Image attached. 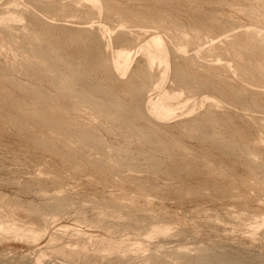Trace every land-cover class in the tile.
<instances>
[{
  "label": "rangeland",
  "instance_id": "rangeland-1",
  "mask_svg": "<svg viewBox=\"0 0 264 264\" xmlns=\"http://www.w3.org/2000/svg\"><path fill=\"white\" fill-rule=\"evenodd\" d=\"M39 1H41L43 4L39 3ZM48 1H49V3H48ZM174 1L173 0H112V1L111 0H109V1L108 0H94V1H91V0L90 1L89 0H17V1L16 0H12V1L11 0H0V20H1L0 21V42H1L0 53H2V54H0V78H1L0 84L2 83V87H0V89H1L0 92L2 91L0 93V116L3 117L5 115L6 116L9 115L8 117H6V116L3 118L0 117L1 118L0 126L2 127V129L0 127V131H1L0 132V215H1L0 217H1V220H3L4 222L6 221L7 225H10L9 223H11L12 227L16 226L19 228V230L20 229L21 230H24V229L25 230H27V229L33 230L30 228H34L33 231L36 232V235L34 233L35 236H33L34 240L31 239L32 237H29V239L27 237L24 238V237H20V236L19 237L18 236L13 237L14 235L12 234L11 229H9L10 231H8L7 233L5 232L6 235L2 234L0 236V264H103V263L104 264H123V263L127 264V261L131 262L129 264H150V263L151 264H160V263L161 264H163V263L164 264H171V263L172 264H186V263L195 264V262H196V264H206V263L209 264L207 262V260H211V259H213V257H214L213 260H220V261L222 260L224 262L226 260L238 259L241 262H244L247 264H264V219H262V218H264L263 217L264 216V212H263L264 211V154H263L264 153V90H263L264 89V83H263L264 82V78H263L264 74L262 75V73H264V72H262V71H264L263 67H262L264 65V56L262 57V54L264 52H261L264 50H261L260 51L261 53L256 51V49H258L259 46L261 49L262 48L264 49V13L261 15V13L264 12V0H228V1L225 0L226 3H224V0H208V1L207 0H176L177 2L176 1L174 2ZM13 2H14V4H13ZM82 2L85 4L83 5ZM97 2H98V4H97ZM51 3H53V4H51ZM11 4L13 5V7ZM121 4L124 5L125 9L123 8V6ZM2 5H4V6H2ZM54 5H57V6H54ZM93 5H95V6L93 7ZM119 5L121 6V8H119L120 7ZM88 6H90V7H88ZM8 7H9V9H6ZM45 7H46V10H45ZM190 7H192V8H190ZM245 7H247L248 10ZM249 7H250V9H249ZM56 8H57V10H56ZM91 8H92V11H91ZM4 9H6V10H4ZM18 9H19V11L17 12ZM28 9H29V12H27ZM226 9H228V10H226ZM225 10H226V12H225ZM256 11L259 14H257ZM8 12H10L8 15L15 17V18L13 17L14 20H12L13 18L11 17V20H9V21L8 20L2 21L1 18L9 17L7 14H4V13H8ZM76 12H77V14H75ZM128 12L132 13L133 15L129 14ZM239 12L241 13V15ZM87 13H90V14L87 15ZM92 14H93V16H92ZM158 14H160L162 16L159 17L160 15H158ZM166 14L168 17L167 16L164 17ZM168 14H170V15H168ZM236 14H237V16H236ZM249 14H250V16H249ZM137 15H138V18H137ZM37 16H38V18H37ZM80 16H82V17H80ZM120 16L123 18L120 19L121 18ZM231 16H233V17H231ZM88 17H90V18H88ZM129 17H130V19H129ZM155 17H156V19H155ZM169 17H171V18H169ZM33 18L35 19V21ZM39 18L41 19V21L39 20ZM139 18H140V20H139ZM172 18L174 19V21ZM210 18H211V20H210ZM213 18L214 19L216 18L215 21ZM125 19H126V22L124 21ZM168 19H170V20H168ZM196 20H198V21H196ZM161 21H162V24L160 23ZM200 21H201V23H200ZM209 21H211V23H213L214 25L213 24L211 25V23H209ZM47 22H51L50 25L55 24V26H52V27H53V30L55 28L53 33H54V35H57V36H54L53 38H52V36H51V38L50 37L47 38V36L45 35V34H47V32H45L44 35H42V37L44 36L43 37L44 40H43V38L42 39L37 38V41H38L37 42L35 35H37L40 32H43L42 31L43 30V24L46 25V24H48ZM143 22L145 23V25ZM156 22L158 24H156ZM15 23H16V25H15ZM172 23L173 24L175 23V24L173 25ZM187 23H189V24L187 25ZM126 24H128V26ZM129 24H130V26H129ZM132 24H135L136 27ZM151 24L154 27H152ZM198 24H199V26H198ZM218 24L220 27H218ZM220 24H222V25H220ZM57 25L60 27L62 26V27L60 28ZM180 25L183 27H181ZM205 25H206V27H205ZM226 25H227V27H226ZM10 26H12V27H10ZM99 26L100 27L105 26V27L101 28V30H100ZM162 26H163V28H162ZM171 26H172V28H171ZM202 26L205 28H203ZM221 26H223V27H221ZM33 27L35 29H32ZM69 27L70 28L74 27L73 30L86 28L87 32L86 31L81 32V34L83 35V36H81V38L85 39L87 41V44H86L85 40H83V41L79 40V41H77V43L70 42L69 33L73 30L70 29L71 31L69 32ZM87 27L90 29H88ZM195 27L198 30L195 31L194 30ZM261 27H262V29H261ZM28 28H29V30H28ZM39 28L40 29L42 28V30H40ZM62 28H63V30H62ZM199 28L204 29V30H200ZM209 28L211 31L209 30ZM224 28H226V30ZM247 28H250V29L247 30ZM179 29H180V31H179ZM187 29L189 31H187ZM251 29H252V31H251ZM253 29L256 32V34H255V32H253ZM259 29H260V32H258ZM11 30H14V31L12 32ZM57 30H58V32H57ZM125 30L126 31L129 30V31L126 32ZM140 30L143 32H141ZM148 30H150L149 32L152 31V33L154 31H156L155 34L159 33V35L161 34V36L164 35V36H162V38L164 40V43H165V46L167 49L166 50L167 59L169 61V64H170V62L172 64H173V62H175L174 64H176L175 65L176 68L174 65L170 64V65H167L169 68L167 70V67H165L166 64L163 62L162 59H161V61H160V59H156L153 64H152V62L150 63V62L146 61L147 60L146 52H144L145 50L139 46H141L144 43V41H146V40H144L146 35L143 33H145L147 31L146 34L147 35L150 34L148 32ZM223 30H225V31H223ZM88 31H90V32H88ZM97 31H99V34H101V35H99ZM132 31H133V33H132ZM237 31H239V32H237ZM245 31H247L248 34H249V32H252L255 34V36L252 33H250V35H248L247 32H246L247 35L245 36ZM262 31H263V33H262ZM124 32H126V33H124ZM236 32L241 35V36H239V39H238V35H235V34H237ZM19 33H20V35H19ZM31 33L33 35H31ZM35 33H37V34H35ZM127 33H129V35ZM220 33H222V34H220ZM242 33H244L243 36H242ZM257 33H260L261 37ZM16 34H18V35L16 36ZM23 34H25V35H23ZM176 34L179 36H176ZM189 34H191V41L189 40L190 39ZM194 34H195V36H194ZM26 35H28L29 38L32 37L34 40L32 38H31L32 40L28 39V36H27V38H25ZM97 35H99L100 38ZM136 35H138V36H136ZM233 35H235V36H233ZM65 36L67 38H65ZM122 36H125L126 38L124 39V37H122ZM178 37H179V39H178ZM81 38H79V39H81ZM94 38L96 40H98V38H99V40L93 41ZM102 38H104V39L102 40ZM120 38H122L124 41H122V39H120ZM181 38H184L185 40L181 39ZM256 38H258L259 41ZM13 39L14 40L16 39V40L14 41ZM24 39H25V41H24ZM105 39H106V41H105ZM49 40L51 41V43H55V44L50 45ZM100 40H102V41H100ZM126 40L128 42H126ZM179 40L182 41V44H181V41H179ZM183 40H184V43H183ZM235 40H238V42L241 40L242 43L245 42L243 44H241V42L239 43L240 46H242V48L239 47L238 42H236ZM47 41H49V42H47ZM67 41H69V42H67ZM174 41L177 43L174 44L175 43ZM246 41L247 42L251 41L250 44L254 43V44H252V45H254V47L250 44H249L250 46H248V43ZM30 42L32 43V45ZM63 42H64V44H63ZM78 42H80L82 44H80V43L78 44ZM83 42H85V43H83ZM129 42H131V43H129ZM233 42H235V44ZM255 42L258 43L257 47H256L257 43H255ZM37 43H38V46H37ZM178 43L180 44V46H177V45H179ZM232 43L234 44V46H232L233 45ZM45 44H46V46H45ZM70 44L71 45L73 44V45L71 46ZM85 44H86V46H84ZM173 44L175 45V47ZM244 44L245 45L247 44V45L245 46ZM2 45H5V46H2ZM55 45H56V48H55ZM67 45H68V47H67ZM78 45H80V46H78ZM181 45H183V47L185 46V48L184 49L181 48L182 47ZM235 45H236V47H235ZM237 45H238V47H237ZM243 45L245 46L244 48H243ZM32 46L38 47V49L40 48L41 50L38 51V49L34 47L35 48L34 49L35 51H34ZM69 46H71V48L73 47V49L68 50L69 51L68 52L67 49L70 48ZM100 46H101V48H99ZM103 46H104V48H103ZM121 46L122 47L127 46L125 48L129 49L128 50L129 52L131 51V53H130L131 54V61H130L131 65L129 63L130 67L128 66L129 69H127V72L125 74H122V75L116 74V76H114V77H116L115 79L121 78L120 79L121 81H119V82L122 85L119 82L116 83V81H115L114 86H113V82L109 83L108 82L109 80L106 79L107 76L105 77V75H106L105 70L107 69V67H110V66L103 65V61L104 62L106 61V63H107L108 58H109V60L114 59V56H115L114 52L116 53L117 50L121 49ZM12 48H13V50H11ZM51 48H52V50H51ZM84 48H87V51H93V55L92 56L90 54L88 55L89 52L86 53V51L81 50ZM95 48H99L96 50H99L102 53L104 51L105 54H103L104 56H102L103 57L102 62L99 61L102 59V58H100L101 54L99 53V51H97L99 53V55H97V53H95V51H96ZM228 48H231V49H228ZM237 48L239 50H236ZM247 48L249 51H247ZM47 49H48V51H47ZM242 49H243V53H241ZM84 50H86V49H84ZM177 50L178 51L180 50V51L178 52ZM245 50L248 52L247 53L248 55L246 53H244V52H246ZM250 50H253V51L250 52ZM14 51H18V52H14ZM24 51H25V53H24ZM58 51L61 53V55ZM43 52H44V55H43ZM175 52H177L178 54L177 53L175 54ZM36 53H37V55H35ZM51 53H53V54H51ZM62 53H64L65 56H67V57H65L64 54H62ZM69 53L73 54V55H69ZM83 53L87 54L88 58H89V56H91L90 57L91 60L90 59L86 60L87 56L84 55ZM170 53H172L173 55L172 54L170 55ZM17 54H19V55H17ZM23 54H24V57H23ZM31 54H33V55L31 56ZM48 54H50V56L52 55L51 56L52 59L49 61H48V59L50 58V56ZM53 55L58 56V57H56L57 59L55 58V56L53 57ZM169 55H170V57H169ZM241 55H244V56L241 57ZM8 56H10V57H8ZM39 56H41L40 59H39ZM48 56H49V58H47ZM59 56L62 58H60ZM68 56H70L72 58L70 59V58H68ZM84 56H86V57H84ZM105 56H107L106 57L107 59L105 58ZM234 56H235V59H233ZM248 56H249V58H248ZM252 56H254L253 58L255 60L252 58ZM43 57L45 58V60L47 58L46 64H45L46 61L44 60ZM73 57H75V58H73ZM243 57H245V59ZM246 57H247V60H246ZM261 57H262V59H261ZM58 58H59V60H58ZM93 58H94V60H92ZM174 58H176V59H174ZM256 58H258V59H256ZM32 59L34 60V62ZM42 59H43V61H42ZM67 59H69V60H67ZM72 59H76L78 61V63L80 62V60L83 59V62L81 61L82 63L80 62L79 64H83L85 66L80 65L81 66L80 67L76 60H75V62L73 60V63H72ZM6 60L9 62H7ZM60 60L61 61L63 60L64 62L62 61V63H61ZM111 60L108 62V65H109V63H111ZM143 60H145L146 62ZM157 60H159V61H157ZM243 60H245V61H243ZM50 61H51V63H50ZM53 61H54V63H52ZM95 61H97V62H95ZM22 62L24 64H22ZM25 62H27L28 64ZM67 62H71L72 64L67 63ZM89 62L91 64L93 63L94 65H91ZM143 62H145V63H143ZM161 62H162V64H161ZM185 62L187 63V65ZM188 62H189V64L191 63L190 64L191 66H188ZM48 63H50V65ZM57 63H59L60 65L57 66ZM74 63H76L77 66ZM106 63H104V64H106ZM147 63H148V66L145 65ZM179 63H181L182 65ZM183 63L186 66H184ZM9 64H11V65H9ZM37 64H38V66H37ZM44 64H45V66H44ZM51 64H53V65H51ZM62 64L65 66H63ZM95 64H96V67L94 68ZM142 64H144V65H142ZM255 64H257L258 66H255ZM1 65H3V66H1ZM46 65H48L49 67L48 66L46 67ZM61 65H62V67H61ZM68 65H69V67H67ZM158 65L159 66L164 65V68H163L164 71L162 69V66L159 67ZM209 65H213L215 67L218 66L217 67L218 69L215 67L212 68V66H209ZM226 65H228V66H226ZM26 66H28V67H26ZM33 66L34 67L37 66V67L33 68ZM53 66H56V67H53ZM78 66H79V69H77V71H78V73H77L75 68H78ZM139 66L143 67V69L145 67L146 81L142 82L145 86H142L143 84L140 82V79H137L135 77V75H134L135 73L133 74V71H135V68H136V70L138 68H141ZM169 66H171V67H169ZM173 66H174V68H173ZM225 66L229 67V68H226ZM241 66H243L242 68H243L244 72H243V70L241 71L239 69V68H241ZM60 67L63 69H61ZM89 67H90V72L85 71V70H89ZM91 67L93 69H91ZM191 67H192V70H191ZM222 67H224V68H222ZM254 67H256V69ZM18 68H19V70L21 69V71L23 70V73H22L23 75L20 73L21 71L17 72ZM55 68H58V70H56L57 72L52 71V69L55 70ZM64 68L66 69L65 72H64V70H65ZM72 68L74 69V72H73ZM82 68H84V69H82ZM148 68H149L150 73L148 72ZM214 69H216V71ZM257 69H258L259 73L256 71ZM4 70H7L6 74L8 73V76L5 75L6 76L5 78H7V80L4 78L5 80L2 81L3 79L1 77V73H3ZM25 70H26V72H25ZM28 70L29 71L33 70L30 72V75H29ZM46 70H48V71H46ZM91 70L93 71L92 77H95V78H93V81L92 80L89 81V79H92V77L89 76V75H91L90 74L92 72ZM187 70H188V72H187ZM43 71H44V73H43ZM49 71H50V74H49ZM157 71L160 73H158ZM176 71H179L180 73L182 72L183 75H187V76H189L190 74L191 75L189 76V78L185 77V76H178L176 78V74H175ZM189 71H191V72H189ZM192 71L195 72L194 74L196 77L194 76ZM39 72H40V74H39ZM51 72H52V77H51ZM61 72H63L62 75H60ZM66 72L68 73V75ZM75 72L77 73V75ZM85 72L88 74L85 75L86 74ZM101 72H103L104 75H103V73L101 74ZM131 72L134 76L131 74ZM202 72H204L205 74L204 73L201 74ZM10 73H11V75L9 76ZM57 73H59V75ZM64 73H65V75H64ZM70 73H72V74H70ZM151 73L156 78L155 77L151 78V75H150ZM260 73H261V75H260ZM12 74H14L15 77H14V75L12 76ZM26 74H27V76H26ZM31 74H35V75H31ZM97 74H98V77H97ZM199 74H201V75L199 76ZM206 74H208V75H206ZM257 75H259V76H257ZM28 76H30V77H28ZM36 76H38V78L41 77V79L40 78L38 79V82L36 80L37 78H35ZM42 76H43V78H42ZM47 76H49V77H47ZM68 76H69V78H68ZM72 76H74V77H72ZM86 76H88V77H86ZM101 76H103L105 78H101ZM131 76H132L133 80H134V77H135V80H137V81L134 80V83L135 82L141 83V86L139 85L140 87L136 88V86H138V85H135L132 82L133 87L135 86L134 87L135 89H132V90L133 91L135 90L136 93L135 92L131 93V95L135 94V95H133V97L138 96V98H139L138 100H140L139 105H141V106L137 105V103L135 104L134 102L131 103L132 97L130 98V92H128L131 89L129 88L130 90H128V88H127L128 83L132 81V79H130ZM191 76H193V77H191ZM8 77H10V79ZM18 77H20V78H18ZM31 77H32V79H31ZM50 77H51V79H48ZM80 77L81 78L83 77L82 81L84 83L81 81V79H79ZM157 77H159V78H157ZM165 77L167 79H165ZM197 77H198V79H197ZM207 77H208V79H207ZM11 78H12V81L14 80L15 82L14 81L12 82ZM185 78H188L191 81L194 80V82H192V84H194V85L191 87H188V86L186 87L185 82L183 81V79H185ZM19 79H22V80H19ZM47 79H48V81H47ZM63 79H65V81ZM69 79L72 82H70ZM84 79H86V81L89 83H87ZM96 79H98V80H96ZM118 79H117V81H118ZM30 80H32V81L30 82ZM33 80H35V81H33ZM49 80L50 81L52 80V81L50 82ZM54 80H56V81H54ZM154 80H156V81H154ZM199 80L201 82H199ZM208 80H210V81H208ZM40 81H42L44 84ZM102 81L104 83L106 81L107 82L104 84ZM35 82H37V83H35ZM47 82L50 83L51 85L47 84ZM85 82H86V84H85ZM91 82H92V84H91ZM125 82L127 85L125 84ZM198 82L200 84H198V85L196 84V85L197 86L200 85L199 88L195 85V83H198ZM9 83H12V84H9ZM15 83L18 85H15ZM24 83L28 84V85L25 86ZM38 83H40V84H38ZM59 83H61V84H59ZM77 83L79 85H77ZM100 83L102 84V86ZM108 83L111 85H107ZM157 83H158V85H157ZM219 83H221V86ZM65 84H70L71 86L76 84L74 86L76 88H74L72 86L74 90H72L71 88H68L65 91L66 93L65 92L62 93L63 91L60 90V86L62 87ZM89 84H90V86L87 89L86 85H89ZM96 84L99 86V88L97 87ZM124 84L127 88L126 94L123 92V88H122V86L124 87ZM206 84H208V85H206ZM244 84L247 86H245ZM31 85H32V87H31ZM45 85H47V86L45 87ZM57 85L58 86L60 85V86L58 87ZM216 85L218 86L217 87L218 89L216 88ZM222 85H225L227 87L225 88V86H222ZM16 86H18V87H16ZM71 86H69V87H71ZM92 86H94L95 90L92 89ZM108 86L109 87L111 86V88H109ZM195 86H196V88H195ZM213 86H214V88H213ZM43 87H45L46 89ZM55 87L57 89L58 88L59 89L57 90ZM81 87H83V88H81ZM107 87L110 90L107 89ZM115 87H117V88H115ZM25 88L27 90H31L32 92H34L35 96L33 94L30 95L31 93L30 94L27 93V94H29V95H27L24 92V90L26 91ZM36 88H38V89L40 88L39 91ZM121 88H122V90H121ZM167 88L169 89V92H168ZM186 88H189V89H187L185 91ZM190 88H193V90ZM248 88L249 89L251 88V90H249ZM34 89H35V91L36 90L38 91L39 95H41L40 96L41 98L39 97L38 100L36 98V97H38L36 94L37 91L35 93ZM78 89H80V92ZM113 89H114V92L118 95H116L115 93H114V95L112 94ZM162 89H163V91H162ZM173 89H174V91H172ZM226 89L228 92L226 91ZM252 89L253 90L255 89V91H253ZM40 90H41V92H40ZM51 90L52 91L55 90V91L52 93ZM84 90L86 92H88L87 95H84L82 93V92H84ZM93 90H94V92H92ZM106 90H107V92H106ZM242 90H244V91H242ZM19 91H20L19 95H16ZM22 91H23V93H22ZM118 91H119V93H118ZM250 91H252V92H250ZM73 92L74 93L76 92L75 95ZM102 92H104V93L102 94ZM120 92H122L123 94H121ZM163 92H168L169 96L170 97L172 96L171 100H169V101L171 103V108L172 107H174V108H172L173 109V110H171L172 114H170V117H172V118L169 117L168 120L166 119L167 121L161 120L160 122H162V123H160L159 120H157V118L155 119L154 117H152V115H150L151 113L149 114V112H147V111H149V110H147L148 109L147 103L150 100H152L153 98L154 99L157 98L158 95H160V93H163ZM46 93L47 94L50 93L52 95V97L49 95L47 96ZM70 93H73V94H70ZM255 93H257V94H255ZM20 94L24 95V96L22 95L23 101H21V97H20L21 95ZM76 94H77V97H79L80 99L76 97ZM78 94H80V95H78ZM90 94L93 96L95 95V96L91 101H87L86 99H87L88 95H90ZM119 94H120V97H119ZM64 95L66 97L70 96V98L68 99V97H67V100H66ZM102 95H103V97H102ZM105 95H107V96L105 97ZM121 95H122V97H121ZM221 95L222 96L224 95V98ZM26 96H28L29 98ZM30 96L32 97V99ZM33 96L35 97V99H33L34 98ZM83 96L85 97V99L83 98ZM111 96L113 98L115 96L116 97H115V99L112 100ZM117 96H118V98H117ZM225 96H227V97H225ZM232 96H233V98H232ZM4 97H6V98L4 99ZM15 97H18L17 98L18 100H16ZM54 97H56V98H54ZM123 97L125 98V100H123ZM24 98L25 99L27 98L26 101ZM119 98L121 99V101L123 100L122 102L127 101V102H124V104L125 103L127 104V105L125 104V106H127V107H125L124 110H121L122 112L121 111L119 112L117 107L115 108V105H116L115 101L121 102ZM28 99H30V100H28ZM31 100L32 101L34 100L35 102L37 101L36 103L33 101V104H34L32 106L33 108L30 105L32 102ZM48 100H49V102H47ZM201 100H202V102H201ZM235 100H237V101H235ZM17 101H19V102L17 103ZM24 102H25V104H23ZM26 102H27V104H26ZM78 102H79V104H78ZM103 102H105V103H103ZM140 102L141 103L143 102L144 104L143 103L141 104ZM87 103L91 104V105H88ZM129 103H130V105H129ZM16 104H17V106H16ZM50 104H52V105H50ZM76 104H78V105H76ZM99 104H101L102 106ZM172 104H173V106H172ZM189 104H191L192 107ZM257 104H259V105L257 106ZM23 105L26 106L25 108H26L27 112L24 111L25 108ZM37 105L40 106L41 108L38 107ZM63 105H65V106H63ZM20 106L21 107L23 106V108H21ZM36 106L38 108H40L39 110H42V112L44 111V113H45V111H46L47 112V113H45L46 116L44 115V113L41 114L39 110L37 111L38 114L36 112L34 114L33 109L35 108V110H37ZM76 106H78V107H76ZM135 106H137V108H135ZM19 107H20L19 111L21 110V112H19L17 110V108H19ZM64 107H65V109H64ZM143 107L145 108V110ZM28 108L31 109L30 110L31 112L29 110H27ZM141 109H143V110H141ZM125 110H126V112H125ZM22 111L25 114H23ZM66 111L68 113H66ZM70 111H72V112H70ZM116 111H118L119 113H117ZM134 111H136L137 113ZM110 112L112 115L110 114ZM28 113H30L31 118H29L30 115ZM56 113H58V115ZM145 113H147V114H145ZM209 113L212 115V117ZM26 114H28V116ZM32 114H34L35 115L34 117H36V118H34L32 116ZM94 114H96L97 116L96 115L94 116ZM99 114H100V118L98 116ZM103 114H104V116H103ZM129 114L133 115V117ZM144 114H145V117H144ZM21 115L25 118H23ZM36 115H38V117ZM41 115H43L42 118H44V119H45V117L46 118L48 117V120L45 119V121H44V119H43V123H42L41 122L42 120L40 117ZM135 115L137 117H135ZM216 115H217V119H216ZM245 115H246V117H245ZM139 116H141V119ZM12 117H13V119H14V117L19 118L18 119L19 122H21V120H20L21 117L23 118V119L21 118L23 122H24V120L26 121V117H28L29 119H32V120H30L31 122L29 121L31 126H30L28 121H27L28 123L24 122L27 124L28 127L26 126V124H24L22 122L19 124L18 121L17 122L14 120L12 121ZM50 117H52L53 119ZM55 117H59L60 119L55 118ZM63 117L65 119H63ZM109 117H110V119H109ZM115 117H117V118H115ZM127 117H128V119H127ZM209 117H210V119H209ZM220 117H222V118H220ZM16 118H15V120H17ZM38 118H39V120H38ZM133 118H135V119H133ZM136 118L139 119V122H138V119L135 122ZM261 118H263V119H261ZM49 119H51V120H49ZM117 119H119V120H117ZM189 119H191V120H189ZM46 120L48 121V123ZM169 120H170V122H169ZM183 120H185V121H183ZM193 120H194V122H193ZM207 120H210L211 123ZM211 120H213V121H211ZM218 120H221V121H218ZM225 120H226V122H224ZM4 121H5V123H4ZM58 121H62V122L60 123ZM154 121L156 123L158 121L157 125H155L156 123ZM150 122L152 125H150ZM215 122H216V124H215ZM41 123H42V125L44 123H47V124H44V126H42V125H40ZM55 123L56 124L58 123V124L56 125ZM62 123H64V125ZM124 123L126 126L124 125ZM130 123H132V124L129 125ZM153 123H155V124L153 125ZM166 123L168 124L167 126H166ZM222 123H224V124H222ZM75 124H78V125H75ZM142 124L145 125L146 127L142 126ZM203 124H205V125H203ZM21 125H24V126L22 127ZM160 125H162V126H160ZM197 125H199V126L195 127ZM212 125H214V126H212ZM25 126H26V128H25ZM73 126H74V128H73ZM75 126H77V127H75ZM84 126H86V128ZM89 126H91V127H89ZM153 126H155V128H157V126H158L159 131L157 129L153 128ZM177 126L179 127V129ZM210 126H212V127H210ZM18 127H19V129H18ZM147 127H148V129H147ZM205 127H206V129H205ZM20 128H21V131H19ZM27 128H29V129H27ZM45 129H46V131H45ZM70 129H71V131H70ZM78 129H81L82 132H81V130H80V133L77 132ZM180 129H182V130H180ZM41 130L42 131L44 130L43 132L46 136L43 134V132ZM74 130H77V131H74ZM83 130L85 131L84 133H83ZM89 130H91V131H89ZM152 130H153V132H151ZM154 130H156L158 133ZM23 131H24V133H23ZM35 131L37 132V134H35L36 133ZM203 131L207 132V133L212 132L213 136L212 135L207 136L204 133H202ZM75 132H77V133L75 135H73ZM140 132H141V134H140ZM147 132L151 133V134H147ZM20 133H22V134L20 135ZM88 133H89V135H88ZM137 133H138V135H137ZM213 133H215V135ZM17 134H18V136H17ZM70 134H72V135H70ZM94 134H95V136H97V134H98V136L97 137L94 136V138H93L92 135H94ZM246 134H248V137L250 136V138H248ZM58 135H60V136H58ZM69 135L72 137L69 138ZM139 135H141V136H139ZM155 135H157V136H155ZM181 135H183V136H181ZM50 136L53 139L55 138L54 141ZM61 136L63 138H60ZM73 136H75L76 138ZM203 136H204V138H203ZM48 137H49V139H48ZM90 137L92 138V140ZM145 137L146 138L148 137V138L146 139ZM151 137H153V138H151ZM206 137H207V139L204 140ZM211 137H214V138L212 139ZM42 138H43V141H41ZM85 138L87 141L84 142ZM144 138H145V140H144ZM29 139H30V141H29ZM50 139H51V141H50ZM236 139H238V140H236ZM25 140H28V141L26 142ZM44 140H46V142ZM48 140L50 141V143L47 142ZM60 140H61V142H60ZM63 140H65V141H63ZM80 140H82V141H80ZM97 140L100 142L103 141L104 143L103 142L98 143ZM134 140L136 142H134ZM168 140H169V142H167ZM174 140H176V142ZM19 141H21V142H19ZM73 141H75V143ZM152 141H153V143H151ZM237 141H239V142H237ZM25 142L28 145H26ZM147 142L148 143L150 142L149 143L150 145L147 144ZM20 143H22V144L20 145ZM46 143H47V146H46ZM51 143H54V144H51ZM163 143H165V144H163ZM172 143H173V146H172ZM175 143H178L179 146ZM243 143H244V145H243ZM5 144H6L7 149H5V147H4ZM29 144H30V146H29ZM44 144L47 147V149H46V147H44ZM157 144H159V145H157ZM23 145H26L27 147L25 146V149H24ZM89 145H91V146H89ZM164 145H167V146L165 147ZM31 146L32 147L34 146L35 150L32 149ZM82 146H83V149H82ZM95 146H96V148H94ZM42 147H43V150H45V152L42 150ZM49 147H50V149H49ZM51 147H52V149H51ZM71 147H72V149H71ZM99 147H100V149H99ZM106 147H107V149H106ZM159 147H160V149H159ZM174 147H175V149H174ZM176 147H177V149H176ZM246 147H247V149H246ZM251 147H252V149H251ZM29 149H31V150L29 151ZM76 149H78V150H76ZM149 149H151V150H149ZM181 149H183V150L186 149V150L181 151ZM188 149H190V150H188ZM168 150H169V152H168ZM177 150L180 152H178ZM77 151H78V154H75V153H77ZM118 151H119V153H118ZM67 152H69V153H67ZM187 152H189V153H187ZM52 153H54V155ZM161 153H163V154H161ZM206 153H207V155H206ZM232 153H234V154H232ZM62 154L64 155V157H62L63 156ZM124 154H126V155H124ZM209 154H211L213 156H210ZM249 154H251V155H249ZM7 155H9V156H7ZM55 155L60 156V157L57 158ZM76 155H78V156H76ZM66 156L68 157V159H66L67 158ZM63 161H64V163H63ZM69 161L70 162L73 161V162L70 163ZM77 161H78V163H77ZM222 161H224V162H222ZM82 162H85V163H82ZM86 162H88L89 165ZM78 165H81V166L79 167ZM83 165L84 166L86 165L87 167H84ZM92 165H94V166H92ZM100 165H101V167H100ZM106 165H108V166H106ZM155 173H157V174H155ZM102 174H104L105 176ZM167 179H168V181H167ZM240 180H242V181H240ZM56 182H58V183H56ZM176 182H177V185H176ZM141 183H142L143 187H141L142 186ZM169 183L171 186L169 185ZM139 184H140V188H139ZM136 188H138V189H136ZM148 188H150V189H148ZM150 190L153 192H151ZM162 192H164V193H162ZM136 193H138V194H136ZM146 194H147V196H146ZM192 196H193V198H192ZM241 198H243V199H241ZM245 198L247 200L248 199L249 200L247 201V200H245ZM161 199H163V200H161ZM237 200H238V202H237ZM244 200H245V202H244ZM8 201H10V202H8ZM11 201H14V202H11ZM19 201H21V203ZM134 201H135V203H133ZM16 202H18L17 206H16ZM251 202H252V204H251ZM14 203H15L16 208L14 206ZM7 204H8V206H7ZM10 204H11V207H10ZM24 206H25V208H24ZM32 206H34V207H32ZM130 206H132V207H130ZM32 208H34V209H32ZM207 209L209 210V213H208ZM35 210H38V211L42 210V211L38 212ZM45 210L47 212H45ZM216 212H217V214H216ZM35 213H37L38 215ZM45 214H48V215H45ZM10 219L12 220V222L10 221ZM129 225L131 227H129ZM165 225L167 227H165ZM30 226H32V227H30ZM155 226H157V228H160V229L166 228V230H164L163 233H156V235H154L155 238H153L154 236L151 235L150 232L152 231L153 228H156ZM258 226H260V227H258ZM9 232H11V233H9ZM167 233H169V234H167ZM162 234H164V235H162ZM38 236H39V238H38ZM135 243H140L141 246L134 249ZM110 245L115 247V248L112 249L110 247ZM176 249H177V251H176ZM82 250H84V251H82ZM202 251H203V253H202ZM128 252H130V253H128ZM198 252L201 254L199 255ZM72 253H75V254H72ZM83 253H84V255H83ZM85 253H87V254H85ZM212 253H213V255H212ZM166 254L169 256H167ZM241 254H242V256H241ZM76 255H78V256H76ZM79 255H80V257H79ZM98 255L100 258L98 257ZM146 255L148 256V258ZM203 255L205 256V258ZM230 255H231V257H230ZM84 256L85 257L88 256V257L85 258ZM90 256L93 259H91ZM133 256H134V258H133ZM233 256L234 257L236 256V257L234 258ZM76 257H77V259H76ZM128 257H130V258H128ZM149 257H150V259L153 258V259H151L152 262H150L151 260H149ZM183 257H185V258H183ZM95 258H97V259L95 260ZM125 258H127V261L125 260ZM161 258H163V259H161ZM202 258H204L205 260H202ZM119 259H122V260H119ZM142 259H144V260H142ZM145 259H147V262H145ZM87 260H89L90 263H88L89 261H87ZM153 260L155 261V263H153ZM161 260L163 263L161 262ZM177 260L179 262H177ZM183 260H184V263H183ZM197 261H198V263H197ZM132 262H134V263H132ZM136 262H138V263H136Z\"/></svg>",
  "mask_w": 264,
  "mask_h": 264
},
{
  "label": "bare ground",
  "instance_id": "bare-ground-1",
  "mask_svg": "<svg viewBox=\"0 0 264 264\" xmlns=\"http://www.w3.org/2000/svg\"><path fill=\"white\" fill-rule=\"evenodd\" d=\"M11 1H12V0H11ZM16 1H17V0H16ZM89 1H90V0H89ZM91 1H94V0H91ZM108 1H109V0H108ZM111 1H112V0H111ZM173 1H174V0H173ZM175 1H176V0H175ZM175 1H174V2H175ZM207 1H208V0H207ZM227 1H228V0H227ZM14 2H15V1H14ZM14 2H13V4H14ZM87 2H88V1H87ZM105 2H106V1H105ZM176 2H177V1H176ZM187 2H188V1H187ZM35 3H36V2H35ZM39 3H42V2L39 1ZM44 3H45V2H44ZM48 3H49V1H48ZM82 3H83V2H82ZM89 3H90V2H89ZM112 3H113V2H112ZM116 3H117V2H116ZM116 3H115V4H116ZM189 3H190V2H189ZM189 3H188V4H189ZM194 3H195V2H194ZM224 3H226L225 0H224ZM4 4H5V3H4ZM42 4H43V3H42ZM51 4H53V3H51ZM84 4H85V3H83V5H84ZM97 4H98V2H97ZM11 5H12V4H11ZM16 5H17V4H16ZM39 5H40V4H39ZM121 5H122V4H121ZM185 5H186V4H185ZM197 5H198V4H197ZM2 6H4V5H2ZM54 6H57V5H54ZM74 6H75V5H74ZM79 6H80V5H79ZM94 6H95V5H93V7H94ZM97 6H98V5H97ZM97 6H96V7H97ZM119 6H120V5H119ZM122 6H123V8H124V5H122ZM191 6H192V5H191ZM12 7H13V5H12ZM52 7H53V6H52ZM88 7H90V6H88ZM109 7H110V6H109ZM114 7H115V6H114ZM192 7H193V6H192ZM192 7H190V8H192ZM225 7H226V6H225ZM228 7H229V6H228ZM61 8H62V7H61ZM65 8H66V7H65ZM80 8H81V7H80ZM101 8H102V7H101ZM119 8H121V6H120ZM233 8H234V7H233ZM245 8L247 9V7H245ZM6 9H9V7L6 8ZM6 9H4V10H6ZM10 9H11V8H10ZM49 9H50V8H49ZM51 9H52V8H51ZM62 9H63V8H62ZM94 9H95V8H94ZM124 9H125V8H124ZM229 9H230V8H229ZM234 9H235V8H234ZM243 9H244V8H243ZM249 9H250V7H249ZM23 10H24V9H23ZM45 10H46V7H45ZM56 10H57V8H56ZM78 10H79V9H78ZM80 10H81V9H80ZM97 10H98V9H97ZM97 10H96V11H97ZM99 10H100V9H99ZM226 10H228V9H226ZM226 10H225V12H226ZM247 10H248V9H247ZM252 10H253V9H252ZM18 11H19V9L17 10V12H18ZM48 11H49V10H48ZM48 11H47V12H48ZM50 11H51V10H50ZM53 11H54V10H53ZM72 11H73V10H72ZM81 11H82V10H81ZM83 11H84V10H83ZM91 11H92V8H91ZM101 11H102V10H101ZM113 11H114V10H113ZM116 11H117V10H116ZM118 11H119V10H118ZM214 11H215V10H214ZM13 12H14V11H13ZM27 12H29V9H28ZM44 12H45V11H44ZM85 12H86V11H85ZM85 12H84V13H85ZM193 12H194V11H193ZM207 12H208V11H207ZM246 12H247V11H246ZM250 12H251V11H250ZM260 12H261V11H260ZM9 13H10V12H8V13H4V14H7V15H8ZM11 13H12V12H11ZM93 13H94V12H93ZM108 13H109V12H108ZM128 13H129V12H128ZM128 13H127V14H128ZM197 13H198V12H197ZM229 13H230V12H229ZM229 13H228V14H229ZM231 13H232V12H231ZM239 13H240V12H239ZM244 13H245V12H244ZM252 13H253V12H252ZM252 13H251V14H252ZM256 13H257V11H256ZM256 13H255V14H256ZM263 13H264V12H262L261 15H262ZM18 14H19V13H18ZM18 14H17V15H18ZM22 14H23V13H22ZM55 14H56V13H55ZM59 14H60V13H59ZM63 14H64V13H63ZM63 14H62V15H63ZM75 14H77V12H76ZM79 14H80V13H79ZM89 14H90V13H87V15H89ZM129 14L133 15L132 13H129ZM162 14H163V13H162ZM170 14H171V13H170ZM170 14H168V15H170ZM232 14H233V13H232ZM257 14H259V13H257ZM13 15H14V14H13ZM19 15H20V14H19ZM19 15H18V16H19ZM97 15H98V14H97ZM125 15H126V14H125ZM158 15H160V14H158ZM238 15H239V14H238ZM240 15H241V13H240ZM244 15H245V14H244ZM247 15H248V14H247ZM247 15H246V16H247ZM8 16H9V17H3V18H1L2 21H6V20L9 21V20H11V17H12V16H10V15H8ZM24 16H25V15H24ZM76 16H77V15H76ZM92 16H93V14H92ZM127 16H128V15H127ZM140 16H141V15H140ZM155 16H156V15H155ZM161 16H162V15H160L159 17H161ZM166 16H167V14H166L164 17H166ZM171 16H172V15H171ZM173 16H174V15H173ZM210 16H211V15H210ZM212 16H213V15H212ZM236 16H237V14H236ZM236 16H235V17H236ZM249 16H250V14H249ZM13 17H14V16H13ZM13 17H12V18H13ZM80 17H82V16H80ZM120 17H121V16H120ZM125 17H126V16H125ZM167 17H168V16H167ZM231 17H233V16H231ZM255 17H256V16H255ZM257 17H258V16H257ZM14 18H15V17H14ZM14 18H13L12 20H14ZM16 18H17V17H16ZM37 18H38V16H37ZM43 18H44V17H43ZM84 18H85V17H84ZM88 18H90V17H88ZM122 18H123V17H121L120 19H122ZM133 18H134V17H133ZM137 18H138V15H137ZM143 18H144V17H143ZM145 18H146V17H145ZM148 18H149V17H148ZM169 18H171V17H169ZM197 18H198V17H197ZM217 18H218V17H217ZM238 18H239V17H238ZM33 19H34V18H33ZM126 19H127V18H126ZM126 19L124 20L125 22H126ZM129 19H130V17H129ZM129 19H128V20H129ZM151 19H152V18H151ZM155 19H156V17H155ZM162 19H163V18H162ZM165 19H166V18H165ZM172 19H173V18H172ZM194 19H195V18H194ZM194 19H193V20H194ZM213 19H214V18H213ZM213 19H212V20H213ZM215 19H216V18H215ZM215 19H214V21H215ZM251 19H252V18H251ZM251 19H250V20H251ZM254 19H255V18H254ZM260 19H261V18H260ZM39 20L41 21L40 18H39ZM118 20H119V19H118ZM135 20H136V19H135ZM139 20H140V18H139ZM149 20H150V19H149ZM149 20H148V21H149ZM166 20H167V19H166ZM168 20H170V19H168ZM186 20H187V19H186ZM189 20H190V19H189ZM210 20H211V18H210ZM257 20H258V19H257ZM0 21H1V20H0ZM28 21H29V20H28ZM34 21H35V19H34ZM143 21H144V20H143ZM150 21H151V20H150ZM155 21H156V20H155ZM155 21H154V22H155ZM159 21H160V20H159ZM159 21H158V22H159ZM173 21H174V19H173ZM175 21H176V20H175ZM181 21H182V20H181ZM196 21H198V20H196ZM201 21H202V20H201ZM201 21H200V23H201ZM214 21H213V22H214ZM216 21H217V20H216ZM30 22H31V21H30ZM42 22H43V21H42ZM129 22H130V21H129ZM136 22H137V21H136ZM139 22H140V21H139ZM151 22H152V21H151ZM166 22H167V21H166ZM190 22H191V21H190ZM190 22H189V23H190ZM193 22H194V21H193ZM227 22H228V21H227ZM229 22H230V21H229ZM232 22H233V21H232ZM4 23H5V22H4ZM7 23H8V22H7ZM17 23H18V22H17ZM32 23H33V22H32ZM47 23L49 24V25L46 24L47 26H46L45 24H43V30H42V28H41V29L39 28V29L42 30L43 32H40V33L37 32L38 34L35 33V34H37V35L34 34V35H35V38H36V41H37V38L42 39V38L44 37V36L42 37V35H44L45 32H47V34H45V35L47 36V38H49V37L51 38V36H52V38H53L54 36H57V35H54V33H53L54 30H55V28H54V30H53V27H52V26H55V24H51V25H50L51 22H47ZM122 23H123V22H122ZM143 23H144V22H143ZM160 23L162 24V21H161ZM176 23H177V22H176ZM189 23H187V25H188ZM194 23H195V22H194ZM207 23H208V22H207ZM209 23H211V21H209ZM209 23H208V24H209ZM260 23H261V22H260ZM262 23H263V22H262ZM10 24H11V23H10ZM130 24H131V23H130ZM130 24H129V26H130ZM148 24H149V23H148ZM156 24H158V23L156 22ZM163 24H164V23H163ZM168 24H169V23H168ZM172 24H173V23H172ZM174 24H175V23H174ZM174 24H173V25H174ZM208 24H207V25H208ZM212 24H213V23H211V25H212ZM225 24H226V23H225ZM229 24H230V23H229ZM11 25H12V24H11ZM15 25H16V23H15ZM28 25H29V24H28ZM30 25H31V24H30ZM126 25L128 26V24H126ZM132 25L135 26V24H132ZM139 25H140V24H139ZM144 25H145V23H144ZM151 25H152V24H151ZM151 25H150V26H151ZM178 25H179V24H178ZM194 25H195V24H194ZM213 25H214V24H213ZM220 25H222V24H220ZM259 25H260V24H259ZM259 25H258V26H259ZM18 26H19V25H18ZM24 26H25V25H24ZM40 26H41V25H40ZM57 26H58V25H57ZM57 26H56V27H57ZM74 26H75V25H74ZM123 26H124V25H123ZM140 26H141V25H140ZM180 26H181V25H180ZM198 26H199V24H198ZM198 26H197V27H198ZM208 26H209V25H208ZM216 26H217V25H216ZM224 26H225V25H224ZM260 26H261V25H260ZM7 27H8V26H7ZM10 27H12V26H10ZM19 27H20V26H19ZM22 27H23V26H22ZM34 27H35V26H34ZM34 27H33L32 29H35ZM58 27H60V26H58ZM58 27H57V28H58ZM61 27H62V26H61ZM61 27H60V28H61ZM76 27H77V26H76ZM97 27H98V26H97ZM99 27H100V26H99ZM104 27H105V26L100 27V30H101V28H104ZM135 27H136V26H135ZM144 27H145V26H144ZM146 27H147V26H146ZM152 27H154V26L152 25ZM169 27H170V26H169ZM181 27H183V26H181ZM184 27H185V26H184ZM202 27H203V26H202ZM205 27H206V25H205ZM205 27H203V28H205ZM214 27H215V26H214ZM218 27H220L219 24H218ZM221 27H223V26H221ZM226 27H227V25H226ZM5 28H6V27H5ZM17 28H18V27H17ZM26 28H27V27H26ZM73 28H74V27H73ZM73 28H72V27H71V28L69 27V32H70L71 30H73ZM87 28H88V27H87ZM141 28H142V27H141ZM162 28H163V26H162ZM165 28H166V27H165ZM171 28H172V26H171ZM176 28H177V27H176ZM178 28H179V27H178ZM210 28H211V27H210ZM210 28H209V30H210ZM215 28H216V27H215ZM259 28H260V27H259ZM8 29H9V28H8ZM11 29H12V28H11ZM18 29H19V28H18ZM70 29H71V30H70ZM88 29H90V28H88ZM126 29H127V28H126ZM133 29H134V28H133ZM160 29H161V28H160ZM193 29H194V28H193ZM199 29H200V28H199ZM218 29H219V28H218ZM222 29H223V28H222ZM224 29L226 30V28H224ZM248 29H250V28H247V30H248ZM261 29H262V27H261ZM26 30H27V29H26ZM28 30H29V28H28ZM40 30H39V31H40ZM60 30H61V29H60ZM60 30H59V31H60ZM62 30H63V28H62ZM123 30H124V29H123ZM123 30H122V31H123ZM184 30H185V29H184ZM194 30L196 31V30H198V29H196V27H195ZM200 30H204V29H200ZM206 30H207V29H206ZM225 30H223V31H225ZM234 30H235V29H234ZM11 31L13 32L14 30H11ZM34 31H35V30H34ZM77 31H78V32H77ZM85 31L87 32V29H86V28H85V29H74L73 31H71V32L69 33V35H70V36H69V38H70V42H73V43L75 42V43H77V41H79V40H82V41L85 40V39L81 38V36H83V35L81 34V32H85ZM102 31H103V30H102ZM122 31H121V32H122ZM125 31H126V30H125ZM128 31H129V30H127L126 32H128ZM130 31H131V30H130ZM136 31H137V30H136ZM140 31H141V30H140ZM140 31H139V32H140ZM149 31H150V30H148V32H149ZM153 31H154V30H153ZM161 31H162V30H161ZM173 31H174V30H173ZM179 31H180V29H179ZM179 31H178V32H179ZM187 31H189V30L187 29ZM210 31H211V30H210ZM221 31H222V30H221ZM231 31H232V30H231ZM251 31H252V29H251ZM256 31H257V30H256ZM19 32H20V31H19ZM32 32H33V31H32ZM57 32H58V30H57ZM88 32H90V31H88ZM97 32H98V34H99V31H97ZM119 32H120V31H119ZM126 32H124V33H126ZM137 32H138V31H137ZM141 32H143V31H141ZM155 32H156V31H154V32L152 33V31H151V32H149V33H150L149 35L146 34L147 31H146L145 33H143V34L146 35V37L144 36V37H145L144 40H146V41H144V40L142 39V40L144 41V43H143L141 46H139V47H142V49L145 50L144 52H146V56H147V60H146V61H148V62H150V63L152 62V64H153V63L155 62L156 59H160V61H161V59H162L163 62L166 64V65L164 64L165 67H167V70H168L169 68H168L167 65H170V64H172V63L170 62V64H169V61H168V59H167V53H166V50H167V49H166V46H165L164 40H163V38H162V36H164V35L161 36V34H160V35H159V33L155 34ZM181 32H182V31H181ZM181 32H180V33H181ZM184 32H185V31H184ZM208 32H209V31H208ZM208 32H207V33H208ZM237 32H239V31H237ZM237 32H236V33H237ZM246 32H247V31H245V36L248 34V32H247V34H246ZM253 32H255L254 29H253ZM258 32H260V29L258 30ZM10 33H11V32H10ZM16 33H17V32H16ZM20 33H21V32H20ZM20 33H19V35H20ZM22 33H23V32H22ZM33 33H34V32H33ZM62 33H63V32H62ZM94 33H95V32H94ZM101 33H102V32H101ZM104 33H105V32H104ZM132 33H133V31H132ZM132 33H131V34H132ZM134 33H135V32H134ZM171 33H172V32H171ZM176 33H177V32H176ZM193 33H194V32H193ZM209 33H210V32H209ZM250 33H252V32H249L248 35H250ZM262 33H263V31H262ZM25 34H26V33H25ZM25 34H23V35H25ZM28 34H29V33H28ZM127 34L129 35V33H127ZM137 34H138V33H137ZM172 34H173V33H172ZM172 34H171V35H172ZM174 34H175V33H174ZM181 34H182V33H181ZM186 34H187V33H186ZM220 34H222V33H220ZM226 34H227V33H226ZM231 34H232V33H231ZM243 34H244V33H242V36H243ZM252 34H254V33H252ZM255 34H256V32H255ZM255 34H254V36H255ZM257 34H259V36L261 37V34H260V33H257ZM11 35H12V34H11ZM17 35H18V34H16V36H17ZM31 35H33V34L31 33ZM99 35H101V34H99ZM99 35H97V36H99ZM120 35H121V34H120ZM124 35H125V34H124ZM134 35H135V34H134ZM134 35H133V36H134ZM141 35H142V34H141ZM171 35H170V36H171ZM182 35H183V34H182ZM189 35H190V39H189V40L191 41V34H189ZM235 35H238V39H239V36H241L239 33H237V34H235ZM235 35H233V36H235ZM12 36H13V35H12ZM14 36H15V35H14ZM27 36H28V35H26L25 38H27ZM126 36H127V35H126ZM130 36H131V35H130ZM136 36H138V35H136ZM139 36H140V35H139ZM176 36H179V35L176 34ZM180 36H181V35H180ZM194 36H195V34H194ZM227 36H228V35H227ZM2 37H3V36H2ZM107 37H108V36H107ZM122 37H124V39L126 38L125 36H122ZM127 37H128V36H127ZM188 37H189V36H188ZM236 37H237V36H236ZM236 37H235V38H236ZM250 37H251V36H250ZM257 37H258V36H257ZM22 38H23V37H22ZM31 38H32V37L29 38V36H28V39H31ZM65 38H67V37L65 36ZM69 38H68V39H69ZM79 38H81V39H79ZM96 38H97V37H96ZM99 38H100V36H99ZM99 38H98V40H99ZM128 38H129V37H128ZM140 38H141V37H140ZM233 38H234V37H233ZM241 38H242V37H241ZM251 38H252V37H251ZM258 38H259V37H258ZM258 38H256V39L259 41ZM4 39H5V38H4ZM9 39H10V38H9ZM18 39H19V38H18ZM32 39H33V38H32ZM32 39H31V40H32ZM45 39H46V38H45ZM94 39H95V38H94ZM94 39H93V41H98V40H96V39L94 40ZM103 39H104V38H102V40H103ZM120 39H122V38H120ZM133 39H134V38H133ZM164 39H165V38H164ZM178 39H179V37H178ZM181 39H184V38H181ZM226 39H227V38H226ZM247 39H248V38H247ZM13 40H14V39H13ZM15 40H16V39H15ZM15 40H14V41H15ZM26 40H27V39H26ZM31 40H30V41H31ZM33 40H34V39H33ZM38 40H39V39H38ZM43 40H44V38H43ZM50 40H51V39H50ZM50 40H49V41H50ZM61 40H62V39H61ZM102 40H100V41H102ZM117 40H118V39H117ZM127 40H128V39H127ZM127 40H126V42H128ZM140 40H141V39H140ZM184 40H185V39H184ZM184 40H183V43H184ZM229 40H230V39H229ZM243 40H244V39H243ZM4 41H5V40H4ZM24 41H25V39H24ZM27 41H28V40H27ZM49 41H47V42H49ZM64 41H65V40H64ZM82 41H81V42H82ZM85 41H86V40H85ZM88 41H89V40H88ZM105 41H106V39H105ZM122 41H124V40L122 39ZM165 41H166V40H165ZM175 41H176V40H175ZM175 41H174V42H175ZM179 41H181V40H179ZM187 41H188V40H187ZM192 41H193V40H192ZM231 41H232V40H231ZM231 41H230V42H231ZM235 41L238 42V40H235ZM260 41H261V40H260ZM2 42H3V41H2ZM12 42H13V41H12ZM28 42H29V41H28ZM31 42H32V41H31ZM31 42H30V43H31ZM37 42H38V41H37ZM41 42H42V41H41ZM44 42H45V41H44ZM52 42H53V41H52ZM67 42H69V41H67ZM126 42H125V43H126ZM136 42H137V41H136ZM140 42H141V41H140ZM240 42H241V40L238 42V44H239ZM246 42H247V41H246ZM15 43H16V42H15ZM20 43H21V42H20ZM26 43H27V42H26ZM79 43H80V42H78V44H79ZM83 43H85V42H83ZM122 43H123V42H122ZM129 43H131V42H129ZM138 43H139V42H138ZM176 43H177V42H175L174 44H176ZM179 43H180V42H179ZM179 43H178V44H179ZM186 43H187V42H186ZM186 43H185V44H186ZM188 43H189V42H188ZM233 43L235 44V42H233ZM233 43H232V44H233ZM243 43H245V42H243ZM243 43L241 42V44H243ZM247 43H248V46L254 44V43L250 44L251 41H250V42H247ZM255 43H257V42H255ZM0 44H1V42H0ZM8 44H9V43H8ZM16 44H17V43H16ZM33 44H34V43H33ZM47 44H48V43H47ZM49 44L52 45V44H55V43H51V41H50ZM63 44H64V42H63ZM68 44H69V43H68ZM80 44H82V43H80ZM86 44H87V41H86ZM86 44H85L84 46H86ZM98 44H99V43H98ZM120 44H121V43H120ZM135 44H136V43H135ZM166 44H167V43H166ZM174 44H173V45H174ZM181 44H182V41H181ZM230 44H231V43H230ZM234 44H233L232 46H234ZM236 44H237V43H236ZM249 44H250V45H249ZM259 44H260V43H259ZM20 45H21V44H20ZM26 45H27V44H26ZM31 45H32V43H31ZM41 45H42V44H41ZM70 45H71V44H70ZM72 45H73V44H72ZM72 45H71V46H72ZM244 45H245V44H244ZM244 45H243V48H244L247 44H246L245 46H244ZM2 46H5V45H2ZM37 46H38V43H37ZM45 46H46V44H45ZM58 46H59V45H58ZM71 46H69L70 48L67 49V51L70 50V49H73V47L71 48ZM78 46H80V45H78ZM87 46H88V45H87ZM129 46H130V45H129ZM177 46H180V44L177 45ZM181 46H182L181 48H183V49L185 48V46H184V47H183V45H181ZM248 46H247V47H248ZM252 46L254 47V45H252ZM252 46H251V47H252ZM257 46H258V43L256 44V47H257ZM29 47H30V46H29ZM34 47H35V46H34ZM34 47L32 46L33 50H34L35 48L38 49V47H35V48H34ZM47 47H48V46H47ZM47 47H46V48H47ZM52 47H53V46H52ZM67 47H68V45H67ZM105 47H106V46H105ZM125 47H127V46H125ZM125 47H124V46H123V47L121 46V49L117 50L116 53L114 52V54H115V56L113 55V56H114V59H112V60L110 59V60H111V63H109V65H108V62H109L110 60H109V58H108V59L106 58L108 55L105 56V58H106L107 61H108V62L106 63V61H105V62L103 61V57H102V56H104L103 54H105L104 51H103V53H102V52H100L99 50H96V49L101 48V46H100L99 48H95V50H96L95 53H97V55H99V53L101 54V55H100V58H102V59L99 60V61H101V62L103 61V65H105V66H110V67H107V69L105 70V73H106L105 77L107 76L106 79L109 80V81L107 80L109 83H110V82H113V86H114L115 81H116V83L119 82V81H121V80H120L121 78H119V79L117 78V79H118V81H117V79H115L116 77H114V76H116V74H119V75L125 74V73L127 72V69H129V67H130V65H131V63H130V61H131V54H130L131 51L129 52V51H128L129 49H127V48H125ZM174 47H175V45H174ZM235 47H236V45H235ZM237 47H238V45H237ZM239 47L242 48V46H240V44H239ZM253 47H252V48H253ZM256 47H255V48H256ZM262 47H263V46H262ZM6 48H7V47H6ZM13 48H14V47H13ZM13 48H12L11 50H13ZM30 48H31V47H30ZM30 48H29V49H30ZM41 48H42V47H41ZM55 48H56V45H55ZM57 48H58V47H57ZM103 48H104V46H103ZM129 48H130V47H129ZM176 48H177V47H176ZM233 48H234V47H233ZM252 48H251V49H252ZM0 49H1V46H0ZM48 49H49V48H48ZM48 49H47V51H48ZM58 49H59V48H58ZM78 49H79V48H78ZM84 49H86V50H84ZM84 49H81V50H82V51H86V53L89 52L88 55H89V54H90L91 56L93 55V51H87V48H84ZM108 49H109V48H108ZM177 49H178V48H177ZM228 49H231V48H228ZM234 49H235V48H234ZM234 49H233V50H234ZM249 49H250V48H249ZM259 49H260V50H259ZM2 50H3V49H2ZM17 50H18V49H17ZM19 50H20V49H19ZM21 50H22V49H21ZM26 50H27V49H26ZM33 50H32V51H33ZM39 50H41V49L39 48L38 51H39ZM51 50H52V48H51ZM51 50H50V51H51ZM88 50H89V49H88ZM180 50H181V49H180ZM180 50H179V51H180ZM236 50H239V49L237 48ZM261 50H264V49H263V48L261 49L260 46H259L258 49H256V51H258V52H260ZM0 51H1V50H0ZM29 51H30V50H29ZM29 51H28V52H29ZM34 51H35V50H34ZM34 51H33V52H34ZM61 51H62V50H61ZM63 51H64V50H63ZM65 51H66V50H65ZM82 51H81V52H82ZM97 51H99V53H98ZM177 51H178V50H177ZM179 51H178V52H179ZM183 51H184V50H183ZM234 51H235V50H234ZM234 51H233V52H234ZM240 51H241V50H240ZM245 51H246V50H245ZM247 51H249L248 48H247ZM247 51L244 52V53L247 54V53H248ZM251 51H253V50H250V52H251ZM14 52H18V51H14ZM21 52H22V51H21ZM21 52H20V53H21ZM28 52H27V53H28ZM54 52H55V51H54ZM58 52H59V51H58ZM68 52H69V51H68ZM68 52H67V53H68ZM72 52H73V51H72ZM76 52H77V51H76ZM76 52H75V53H76ZM81 52H80V53H81ZM261 52H264V51H261ZM261 52H260V53H261ZM6 53H7V52H6ZM11 53H12V52H11ZM24 53H25V51H24ZM45 53H46V52H45ZM49 53H50V52H49ZM59 53H60V52H59ZM67 53H66V54H67ZM84 53H85V52H84ZM84 53H83V54H84ZM172 53H173V52H172ZM172 53H170V55H171ZM176 53H177V52H175V54H176ZM181 53H182V52H181ZM181 53H180V54H181ZM235 53H236V52H235ZM235 53H234V54H235ZM241 53H243V49H242V52H241ZM0 54H2V53H0ZM13 54H14V53H13ZM46 54H47V53H46ZM51 54H53V53H51ZM62 54H64V53H62ZM81 54H82V53H81ZM111 54H112V53H111ZM177 54H178V53H177ZM180 54H179V55H180ZM183 54H184V53H183ZM234 54H233V55H234ZM236 54H237V53H236ZM5 55H6V54H5ZM17 55H19V54H17ZM21 55H22V54H21ZM26 55H27V54H26ZM28 55H29V54H28ZM32 55H33V54H31V56H32ZM35 55H37V53H36ZM43 55H44V52H43ZM43 55H42V56H43ZM48 55L50 56V54H48ZM60 55H61V53H60ZM69 55H73V54H70V53H69ZM84 55L87 56V54H84ZM170 55H169V57H170ZM172 55H173V54H172ZM181 55H182V54H181ZM233 55H232V56H233ZM244 55H245V54H244ZM244 55H241V57L244 56ZM247 55H248V54H247ZM247 55H246V56H247ZM14 56H15V55H14ZM29 56H30V55H29ZM49 56H48L47 58H49ZM51 56H52V55H51ZM51 56H50V58L48 59V61L52 59ZM54 56H55V58L58 57V56H56V55H53V57H54ZM62 56H63V55H62ZM64 56H65V54H64ZM78 56H79V55H78ZM86 56H84V57H86ZM91 56H89V58H88V56H87V59H86V60H88V59L91 60V58H90ZM110 56H111V55H110ZM113 56H112V57H113ZM176 56H177V55H176ZM257 56H258V55H257ZM257 56H256V57H257ZM259 56H260V55H259ZM263 56H264V53L262 54V57H263ZM8 57H10V56H8ZM8 57H7V58H8ZM23 57H24V54H23ZM25 57H26V56H25ZM40 57H41V56H39V59H40ZM59 57H60V56H59ZM65 57H67V56H65ZM93 57H94V56H93ZM238 57H239V56H238ZM253 57H254V56H252V58H253ZM262 57H261V59H262ZM2 58H3V57H2ZM14 58H15V57H14ZM43 58H44V57H43ZM47 58H46V60H47ZM55 58H54V59H55ZM60 58H62V57H60ZM68 58L71 59L72 57L68 56ZM73 58H75V57H73ZM76 58H77V57H76ZM191 58H192V57H191ZM191 58H190V59H191ZM243 58L245 59V57H243ZM248 58H249V56H248ZM24 59H25V58H24ZM56 59H57V58H56ZM77 59H78V58H77ZM84 59H85V58H84ZM98 59H99V58H98ZM174 59H176V58H174ZM233 59H235V56L233 57ZM253 59H254V58H253ZM256 59H258V58H256ZM8 60H9V59H8ZM27 60H28V59H27ZM27 60H26V61H27ZM32 60H33V59H32ZM44 60H45V58H44ZM46 60H45V61H46ZM58 60H59V58H58ZM64 60H65V59H64ZM67 60H69V59H67ZM73 60H74V62H75L76 59H72V63H73ZM92 60H94V58H93ZM104 60H105V59H104ZM140 60H141V59H140ZM172 60H173V59H172ZM236 60H237V59H236ZM246 60H247V57H246ZM249 60H250V59H249ZM254 60H255V59H254ZM3 61H4V60H3ZM6 61H7V60H6ZM16 61H17V60H16ZM18 61H19V60H18ZM39 61H40V60H39ZM42 61H43V59H42ZM60 61H61V60H60ZM60 61H59V62H60ZM62 61H63V60H62ZM62 61H61V63H62ZM76 61H77V60H76ZM81 61L83 62V59L80 60V62H81ZM143 61H145V60H143ZM146 61H145V62H146ZM157 61H159V60H157ZM170 61H171V60H170ZM177 61H178V60H177ZM191 61H192V60H191ZM191 61H190V62H191ZM240 61H241V60H240ZM243 61H245V60H243ZM243 61H242V62H243ZM262 61H263V60H262ZM7 62H9V61H7ZM7 62H6V63H7ZM14 62H15V61H14ZM33 62H34V60H33ZM37 62H38V61H37ZM55 62H56V61H55ZM57 62H58V61H57ZM63 62H64V61H63ZM80 62H79V63H80ZM82 62H81V63H82ZM95 62H97V61H95ZM145 62H143V63H145ZM178 62H179V61H178ZM192 62H193V61H192ZM11 63H12V62H11ZM25 63H27V62H25ZM46 63H47V61L45 62V64H46ZM50 63H51V61H50ZM50 63H48V64L50 65ZM52 63H54V61H53ZM65 63H66V62H65ZM65 63H64V64H65ZM67 63L72 64L71 62H67ZM77 63H78V61H77ZM79 63H78V64H79ZM84 63H85V62H84ZM89 63H90V62H89ZM89 63H88V64H89ZM99 63H100V62H99ZM104 63H106L107 65L104 64ZM129 63H130V65H129ZM141 63H142V62H141ZM141 63H140V64H141ZM167 63H168V64H167ZM174 63H175V62H173L172 65L175 66L176 64H174ZM185 63H186V62H185ZM226 63H227V62H226ZM226 63H225V64H226ZM240 63H241V62H240ZM245 63H246V62H245ZM250 63H251V62H250ZM22 64H24V63L22 62ZM27 64H28V63H27ZM34 64H35V63H34ZM34 64H33V65H34ZM42 64H43V63H42ZM45 64H44V66H45ZM74 64H76V63H74ZM74 64H73V65H74ZM90 64H91V63H90ZM101 64H102V63H101ZM110 64H111V65H110ZM158 64H159V63H158ZM161 64H162V62H161ZM179 64H181V63H179ZM183 64H184V63H183ZM190 64H191V63H190ZM190 64H189V62H188V66H191ZM192 64H193V63H192ZM194 64H195V63H194ZM202 64H203V63H202ZM227 64H228V63H227ZM7 65H8V64H7ZM9 65H11V64H9ZM15 65H16V64H15ZM51 65H53V64H51ZM54 65H55V64H54ZM58 65H60V64L57 63V66H58ZM62 65H63V64H62ZM62 65H61V67H62ZM80 65H83V64H79V66H80ZM91 65H94V64L92 63ZM99 65H100V64H99ZM136 65H137V64H136ZM142 65H144V64H142ZM142 65H141V66H142ZM145 65L148 66V63L145 64ZM150 65H151V64H150ZM164 65H163V66L161 65V66H162V69L164 68ZM181 65H182V64H181ZM186 65H187V63H186ZM186 65L184 64V66H186ZM196 65H197V64H196ZM222 65H223V64H222ZM222 65H221V66H222ZM230 65H231V64H230ZM239 65H240V64H239ZM241 65H242V64H241ZM243 65H244V64H243ZM248 65H249V64H248ZM1 66H3V65H1ZM16 66H17V65H16ZM37 66H38V64H37ZM37 66H35V67H37ZM44 66H43V67H44ZM47 66H48V65H46V67H47ZM63 66H65V65H63ZM70 66H71V65H70ZM76 66H77V64H76ZM76 66H75V67H76ZM79 66H78V68H75L76 71H77V69H79ZM83 66H85V65H83ZM97 66H98V65H97ZM100 66H101V65H100ZM128 66H129V67H128ZM141 66H139V67H141ZM152 66H153V65H152ZM158 66H159V65H158ZM161 66H159V67H161ZM174 66H173V68H174ZM209 66H212V68L215 67V66H213V65H209ZM221 66H220V67H221ZM226 66H228V65H226ZM226 66H225V67H226ZM252 66H253V65H252ZM255 66H258V65L255 64ZM26 67H28V66H26ZM35 67L33 66V68H35ZM46 67H45V68H46ZM48 67H49V66H48ZM53 67H56V66H53ZM53 67H52V68H53ZM61 67H60V68H61ZM67 67H69V65H68ZM67 67H66V68H67ZM71 67H72V66H71ZM80 67H81V66H80ZM95 67H96V64H95L94 68H95ZM103 67H104V66H103ZM169 67H171V66H169ZM179 67H180V66H179ZM217 67H218V66H216L215 68H217ZM242 67H243V66H241V68H242ZM262 67H263V70H264V65H263ZM33 68H32V69H33ZM40 68H41V67H40ZM40 68H39V69H40ZM58 68H59V67H58ZM58 68H55V70L52 69V71L55 72L56 70H58ZM73 68H74V67H73ZM73 68H72V69H73ZM98 68H99V67H98ZM105 68H106V67H105ZM137 68H138V67H137ZM150 68H151V67H150ZM175 68H176V66H175ZM188 68H189V67H188ZM210 68H211V67H210ZM222 68H224V67H222ZM226 68H229V67H226ZM238 68H239V67H238ZM241 68H239V69L242 71L243 68H242V69H241ZM248 68H249V67H248ZM254 68L256 69V67H254ZM1 69H2V68H1ZM5 69H6V68H5ZM26 69H27V68H26ZM29 69H30V68H29ZM39 69H38V70H39ZM42 69H43V68H42ZM47 69H48V68H47ZM49 69H50V68H49ZM61 69H63V68H61ZM61 69H60V70H61ZM64 69H65V68H64ZM68 69H69V68H68ZM82 69H84V68H82ZM85 69H86V68H85ZM91 69H93V68L91 67ZM99 69H100V68H99ZM103 69H104V68H103ZM108 69H109V70H108ZM146 69H147V68H146ZM157 69H158V68H157ZM160 69H161V68H160ZM170 69H171V68H170ZM177 69H178V68H177ZM186 69H187V68H186ZM189 69H190V68H189ZM206 69H207V68H206ZM217 69H218V68H217ZM246 69H247V68H246ZM261 69H262V68H261ZM43 70H44V69H43ZM80 70H81V69H80ZM96 70H97V69H96ZM158 70H159V69H158ZM191 70H192V67H191ZM204 70H205V69H204ZM204 70H203V71H204ZM214 70L216 71V69H214ZM247 70H248V69H247ZM6 71H7V70H4L3 73H1V77H2V79H3L2 81H4L5 79L7 80V78H5L6 76H8V73L6 74ZM11 71H12V70H11ZM19 71H21V69L19 70V68H18V69H17V72H19ZM31 71H33V70H31ZM31 71L28 70L29 75H30V72H31ZM34 71H35V70H34ZM39 71H40V70H39ZM46 71H48V70H46ZM50 71H51V70H50ZM50 71H49V74H50ZM62 71H63V70H62ZM65 71H66V69L64 70V72H65ZM71 71H72V70H71ZM85 71H89V72H90V67H89V70H85ZM91 71H92V70H91ZM97 71H98V70H97ZM103 71H104V70H103ZM163 71H164V69H163ZM165 71H166V70H165ZM210 71H211V70H210ZM238 71H239V70H238ZM256 71L258 72V69H257ZM12 72H13V71H12ZM25 72H26V70H25ZM28 72H27V73H28ZM37 72H38V71H37ZM40 72H41V71H40ZM40 72H39V74H40ZM56 72H57V71H56ZM59 72H60V71H59ZM67 72H68V71H67ZM67 72H66V73H67ZM73 72H74V69H73ZM80 72H81V71H80ZM95 72H96V71H95ZM146 72H147V71H146ZM148 72L150 73L149 68H148ZM157 72H158V71H157ZM169 72H170V71H169ZM187 72H188V70H187ZM189 72H191V71H189ZM192 72H193V71H192ZM199 72H200V71H199ZM208 72H209V71H208ZM213 72H214V71H213ZM243 72H244V70H243ZM260 72H261V71H260ZM262 72H264V71H262ZM15 73H16V72H15ZM15 73H14V74H15ZM20 73L22 74V73H23V70H22ZM33 73H34V72H33ZM43 73H44V71H43ZM62 73H63V72H61L60 75H62ZM75 73H76V72H75ZM77 73H78V71H77ZM77 73H76V75H77ZM82 73H83V72H82ZM85 73H86V72H85ZM92 73H93V71L90 73L91 75H89V76L92 77V76H93ZM102 73H103V72H101V74H102ZM134 73H135V74H134ZM158 73H160V72H158ZM170 73H171V72H170ZM194 73H195V72H193V74H194ZM203 73H204V72H202L201 74H203ZM210 73H211V72H210ZM210 73H209V74H210ZM221 73H222V72H221ZM241 73H242V72H241ZM254 73H255V72H254ZM258 73H259V72H258ZM14 74H12V76H13ZM57 74L59 75V73H57ZM70 74H72V73H70ZM87 74H88V73H86L85 75H87ZM131 74H132V72H131ZM133 74L135 75V77H136L137 79H140V82H141V83L144 82V81H146V78H145V77H146V76H145V67H144V69H143V67H141V68H138L137 70H136V68H135V71H133ZM133 74H132V75H133ZM167 74H168V73H167ZM175 74H176V78H177L178 76H185V77H188V78H189V76L191 75L190 73H189L190 75L188 74L189 76H187V75H183V73H182V72L180 73L179 71H176ZM201 74H199V76H200ZM204 74H205V73H204ZM242 74H243V73H242ZM263 74H264V73H262V75H263ZM5 75H6V76H5ZM10 75H11V73L9 74V76H10ZM22 75H23V74H22ZM31 75H35V74H31ZM46 75H47V74H46ZM64 75H65V73H64ZM67 75H68V73H67ZM74 75H75V74H74ZM80 75H81V74H80ZM103 75H104V73H103ZM134 75H133V76H134ZM150 75H151V78H152V77H155V76L152 75V73H151ZM157 75H158V74H157ZM173 75H174V74H173ZM206 75H208V74H206ZM249 75H250V74H249ZM260 75H261V73H260ZM26 76H27V74H26ZM78 76H79V75H78ZM94 76H95V75H94ZM162 76H163V75H162ZM194 76H195V74H194ZM197 76H198V75H197ZM253 76H254V75H253ZM257 76H259V75H257ZM14 77H15V75H14ZM16 77H17V76H16ZM28 77H30V76H28ZM47 77H49V76H47ZM51 77H52V72H51ZM51 77L48 78V79H51ZM55 77H56V76H55ZM59 77H60V76H59ZM66 77H67V76H66ZM72 77H74V76H72ZM86 77H88V76H86ZM97 77H98V74H97ZM97 77H96V78H97ZM105 77L101 76V78H105ZM119 77H120V76H119ZM135 77H134V80H135ZM160 77H161V76H160ZM166 77H167V76H166ZM166 77H165V79H167ZM191 77H193V76H191ZM195 77H196V76H195ZM201 77H202V76H201ZM208 77H209V76H208ZM208 77H207V79H208ZM262 77H263V76H262ZM4 78H5V79H4ZM8 78L10 79V77H8ZM12 78H13V77H12ZM12 78H11V81H12ZM18 78H20V77H18ZM18 78H17V79H18ZM35 78H37V79H36L37 82H38V79H39V78L41 79V77L38 78V76H36ZM42 78H43V76H42ZM68 78H69V76H68ZM93 78H95V77H92V79H89V81H91V80L93 81ZM149 78H150V77H149ZM155 78H156V77H155ZM157 78H159V77H157ZM163 78H164V77H163ZM174 78H175V77H174ZM188 78L183 79V81L185 82L186 87H187V86H188V87H191V86L194 85V84H192V82H194V80L191 81V80L188 79ZM246 78H247V77H246ZM263 78H264V77H263ZM0 79H1V78H0ZM27 79H28V78H27ZM27 79H26V80H27ZM31 79H32V77H31ZM44 79H45V78H44ZM48 79H47V81H48ZM56 79H57V78H56ZM73 79H74V78H73ZM76 79H77V78H76ZM79 79H81V81H82L83 77H82V78L80 77ZM79 79H78V80H79ZM99 79H100V78H99ZM130 79H132V81L130 80L131 82L128 83L129 86H128V85L126 84V82H125V84L127 85L128 90H130V89H131V90H132V89H135V88H134L135 86L133 87L134 80H133L132 76H131ZM153 79H154V78H153ZM153 79H152V80H153ZM193 79H194V78H193ZM195 79H196V78H195ZM197 79H198V77H197ZM210 79H211V78H210ZM19 80H22V79H19ZM63 80L65 81V79H63ZM69 80H70V79H69ZM74 80H75V79H74ZM74 80H73V81H74ZM84 80L86 81V79H84ZM96 80H98V79H96ZM101 80H102V79H101ZM101 80H100V81H101ZM104 80H105V79H104ZM104 80H103V81H104ZM204 80H205V79H204ZM204 80H203V81H204ZM215 80H216V79H215ZM218 80H219V79H218ZM256 80H257V79H256ZM256 80H255V81H256ZM2 81H1V82H2ZM11 81H10V82H11ZM13 81H14V80H13ZM13 81H12V82H13ZM27 81H28V80H27ZM31 81H32V80H30V82H31ZM33 81H35V80H33ZM42 81H43V80H42ZM42 81H40V82H42ZM49 81H50V80H49ZM51 81H52V80H51ZM51 81H50V82H51ZM54 81H56V80H54ZM57 81H58V80H57ZM103 81H102V82H103ZM107 81H106V82H107ZM124 81H125V80H124ZM135 81H137V80H135ZM154 81H156V80H154ZM177 81H178V80H177ZM208 81H210V80H208ZM219 81H220V80H219ZM247 81H248V80H247ZM8 82H9V81H8ZM14 82H15V81H14ZM37 82H35V83H37ZM68 82H69V81H68ZM70 82H72V81L70 80ZM74 82H75V81H74ZM82 82H83V81H82ZM86 82H87V81H86ZM86 82H85V84H86ZM94 82H95V81H94ZM98 82H99V81H98ZM106 82H105V83H106ZM132 82H133V83H132ZM140 82H139V83H140ZM152 82H153V81H152ZM199 82H201V81L199 80ZM199 82H198V83H195V85H196V84H197V85L200 84ZM205 82H206V81H205ZM217 82H218V81H217ZM32 83H33V82H32ZM42 83H43V82H42ZM62 83H63V82H62ZM75 83H76V82H75ZM83 83H84V82H83ZM87 83H89V82H87ZM103 83H104V82H103ZM105 83H104V84H105ZM109 83H108L107 85H111V84H109ZM119 83H120V82H119ZM136 83H137V82L134 83L135 85H138V86H136V88H139V87L141 86V83H140V84H139V83L136 84ZM154 83H155V82H154ZM161 83H162V82H161ZM206 83H207V82H206ZM208 83H209V82H208ZM253 83H254V82H253ZM253 83H252V84H253ZM263 83H264V82H263ZM5 84H6V83H5ZM9 84H12V83H9ZM30 84H31V83H30ZM38 84H40V83H38ZM43 84H44V83H43ZM43 84H42V85H43ZM47 84L51 85V84L48 83V82H47ZM59 84H61V83H59ZM85 84H84V85H85ZM91 84H92V82H91ZM94 84H95V83H94ZM100 84H101V83H100ZM100 84H99V85H100ZM120 84H121V83H120ZM125 84H124V87L122 86V88H123V92L126 94V92H127V91H126L127 88H126ZM142 84H143V83H142ZM152 84H153V83H152ZM159 84H160V83H159ZM173 84H174V83H173ZM178 84H179V83H178ZM204 84H205V83H204ZM210 84H211V83H210ZM210 84H209V85H210ZM212 84H213V83H212ZM219 84H220V86H221V83H219ZM0 85H1L0 87H2V83H1ZM3 85H4V84H3ZM7 85H8V84H7ZM15 85H18V84L15 83ZM24 85L26 86V85H28V84H25V83H24ZM32 85H33V84H32ZM32 85H31V87H32ZM52 85H53V84H52ZM75 85H76V84H74V85H72V86L74 87ZM77 85H79V84L77 83ZM82 85H83V84H82ZM96 85H97V84H96ZM115 85H116V84H115ZM117 85H118V84H117ZM121 85H122V84H121ZM139 85H140V86H139ZM157 85H158V83H157ZM197 85H196V86H197ZM201 85H202V84H201ZM206 85H208V84H206ZM225 85H226V84H225ZM225 85H222V86H225ZM244 85H245V84H244ZM35 86H36V85H35ZM46 86H47V85H45V87H46ZM54 86H55V85H54ZM57 86H58V85H57ZM59 86H60V85H59ZM59 86H58V87H59ZM69 86H71V85H70V84H65V85L62 86V87L60 86V90L63 91L62 93H64L68 88H71L72 90H74L72 86H71V87H69ZM89 86H90V84H89V85H86L87 89H88ZM101 86H102V84H101ZM103 86H104V85H103ZM118 86H119V85H118ZM142 86H145V85L143 84ZM160 86H161V85H160ZM160 86H159V87H160ZM196 86H195V88H196ZM199 86H200V85H199ZM199 86H197V87L199 88ZM245 86H247V85H245ZM249 86H250V85H249ZM6 87H7V86H6ZM16 87H18V86H16ZM16 87H15V88H16ZM21 87H22V86H21ZM21 87H20V88H21ZM29 87H30V86H29ZM33 87H34V86H33ZM38 87H39V86H38ZM45 87H43V88H45ZM84 87H85V86H84ZM95 87H96V86H95ZM97 87L99 88L98 85H97ZM108 87H109V86H108ZM108 87H107V89L111 88V86H110L109 88H108ZM119 87H120V86H119ZM132 87H133V88H132ZM204 87H205V86H204ZM217 87H218V86L216 85V88H217ZM226 87H227V86H225V88H226ZM3 88H4V87H3ZM7 88H8V87H7ZM20 88H19V89H20ZM26 88H27V87H26ZM26 88H25V89H26ZM55 88H56V87H55ZM74 88H76V87H74ZM78 88H79V87H78ZM81 88H83V87H81ZM90 88H91V87H90ZM101 88H102V87H101ZM101 88H100V89H101ZM115 88H117V87H115ZM122 88H121V90H122ZM124 88H125V89H124ZM129 88H130V89H129ZM141 88H142V87H141ZM174 88H175V87H174ZM200 88H201V87H200ZM205 88H206V87H205ZM213 88H214V86H213ZM237 88H238V87H237ZM23 89H24V88H23ZM36 89H38V88H36ZM39 89H40V88H39ZM39 89H38V91H39ZM45 89H46V88H45ZM56 89H57V88H56ZM58 89H59V88H58ZM58 89H57V90H58ZM84 89H85V88H84ZM92 89H94V86H92ZM167 89H168V88H167ZM187 89H189V88H186L185 91H186ZM190 89L193 90V88H190ZM217 89H218V88H217ZM241 89H242V88H241ZM248 89H249V88H248ZM0 90H1V89H0ZM17 90H18V89H17ZM32 90H33V89H32ZM47 90H48V89H47ZM78 90H79V92H80V89H78ZM89 90H90V89H89ZM89 90H88V91H89ZM94 90H95V89H94ZM94 90H93L92 92H94ZM101 90H102V89H101ZM109 90H110V89H109ZM121 90H120V91H121ZM131 90L128 91V92H130V98L132 97V99H131V103L134 102L135 104L137 103V105H139V101H140V100H138V99H139L138 96H134V97H133V95H135V94L131 95V93H134L135 90H134V91H133V90L131 91ZM151 90H152V89H151ZM208 90H209V89H208ZM222 90H223V89H222ZM249 90H251V88H250ZM252 90H253V89H252ZM261 90H262V89H261ZM263 90H264V89H263ZM20 91H21V90H20ZM20 91H19L16 95H19ZM34 91H35V89H34ZM36 91H37V90H36ZM36 91H35V93H36ZM38 91H37V93H36L37 96H38V97H36L37 100H38V98L41 96V95H39ZM51 91H52V90H51ZM54 91H55V90H53L52 93H53ZM76 91H77V90H76ZM103 91H104V90H103ZM162 91H163V89H162ZM172 91H174V89H173ZM216 91H217V90H216ZM224 91H225V90H224ZM226 91H227V89H226ZM242 91H244V90H242ZM253 91H255V89H254ZM1 92H2V91H1ZM1 92H0V93H1ZM24 92H25L26 94H27V93H29V94L31 93L30 95H32V94L34 95V92H32L31 90H27V89H26V91L24 90ZM40 92H41V90H40ZM47 92H48V91H47ZM69 92H70V91H69ZM79 92H78V93H79ZM106 92H107V90H106ZM116 92H117V91H116ZM140 92H141V91H140ZM160 92H161V91H160ZM168 92H169V89H168ZM168 92L160 93V95H158L157 98H155V99L153 98L152 100H150V101L147 103V105H148V109H147V108H146V109L149 110V111H147V110H146V111L149 112V114L151 113L150 115H152V117H154L155 119L157 118V120H159V122H160L161 120H162V121H163V120H166V119L168 120V118L170 117V114H172V113H171V112H172L171 110H173L172 108H174V107L171 108V103H170L169 100H171V97H172V96L170 97L169 94H168ZM192 92H193V91H192ZM204 92H205V91H204ZM227 92H228V91H227ZM227 92H226V93H227ZM250 92H252V91H250ZM250 92H249V93H250ZM12 93H13V92H12ZM22 93H23V91H22ZM50 93H51V92H50ZM50 93H48V94L46 93V94H47V96L49 95V96L52 97V95H51ZM58 93H59V92H58ZM65 93H66V92H65ZM73 93H74V92H73ZM73 93H70V94H73ZM75 93H76V92H75ZM75 93H74V95H75ZM82 93H83L84 95H87V94H88V92H86L85 90H84V92H82ZM82 93H81V94H82ZM85 93H86V94H85ZM103 93H104V92H102V94H103ZM114 93H115V92H114V89H113L112 94L114 95ZM118 93H119V91H118ZM120 93L123 94L122 92H120ZM135 93H136V92H135ZM196 93H197V92H196ZM220 93H221V92H220ZM223 93H224V92H223ZM226 93H225V94H226ZM234 93H235V92H234ZM247 93H248V92H247ZM3 94H4V93H3ZM26 94H25V95H26ZM29 94H27V95H29ZM70 94H69V95H70ZM83 94H82V95H83ZM98 94H99V93H98ZM107 94H108V93H107ZM115 94H116V93H115ZM127 94H128V93H127ZM137 94H138V93H137ZM194 94H195V93H194ZM198 94H199V93H198ZM235 94H236V93H235ZM255 94H257V93H255ZM258 94H259V93H258ZM20 95H21V96H20V97H21V101H23V98H22V95H23V94H20ZM43 95H44V94H43ZM78 95H80V94H78ZM90 95H91V94H90ZM90 95H88V97H87V99H86L87 101H91V100L94 98V96H95V95H94V96H93V95L90 96ZM116 95H118V94H116ZM139 95H140V94H139ZM219 95H220V94H219ZM244 95H245V94H244ZM23 96H24V95H23ZM34 96H35V95H34ZM34 96H33V97H34ZM54 96H55V95H54ZM64 96H65V95H64ZM106 96H107V95H105V97H106ZM127 96H128V95H127ZM173 96H174V95H173ZM175 96H176V95H175ZM221 96H222V95H221ZM233 96H234V95H233ZM233 96H232V98H233ZM240 96H241V95H240ZM6 97H7V96H6ZM6 97H4V99H5ZM18 97H19V96H18ZM18 97H15V99L18 100V99H17ZM26 97H28V96H26ZM30 97H31V96H30ZM42 97H43V96H42ZM56 97H57V96H56ZM56 97H54V98H56ZM62 97H63V96H62ZM67 97H68V96H67ZM67 97L65 96L66 100H67ZM71 97H72V96H71ZM76 97H77V94H76ZM76 97H75V98H76ZM81 97H82V96H81ZM102 97H103V95H102ZM108 97H109V96H108ZM108 97H107V98H108ZM115 97H116V96H115ZM115 97L113 98V97L111 96L112 100L115 99ZM119 97H120V94H119ZM121 97H122V95H121ZM143 97H144V96H143ZM222 97L224 98V95H223ZM225 97H227V96H225ZM28 98H29V97H28ZM40 98H41V97H40ZM69 98H70V96L68 97V99H69ZM77 98H79V97H77ZM83 98L85 99L84 96H83ZM117 98H118V96H117ZM126 98H127V97H126ZM141 98H142V97H141ZM174 98H175V97H174ZM206 98H207V97H206ZM24 99H25V98H24ZM26 99H27V98H26ZM26 99H25V101H26ZM31 99H32V97H31ZM33 99H35V97H34ZM52 99H53V98H52ZM79 99H80V98H79ZM119 99H120V98H119ZM127 99H128V98H127ZM204 99H205V98H204ZM204 99H203V100H204ZM234 99H235V98H234ZM8 100H9V99H8ZM28 100H30V99H28ZM28 100H27V101H28ZM53 100H54V99H53ZM97 100H98V99H97ZM106 100H107V99H106ZM123 100H125L124 97H123ZM123 100H122V101H123ZM174 100H175V99H174ZM177 100H178V99H177ZM187 100H188V99H187ZM187 100H186V101H187ZM205 100H206V99H205ZM237 100H238V99H237ZM237 100H235V101H237ZM9 101H10V100H9ZM21 101H20V102H21ZM31 101H32V100H31ZM33 101H34V100H33ZM33 101H32L31 104H30L31 107L34 105V104H33ZM54 101H55V100H54ZM56 101H57V100H56ZM87 101H86V102H87ZM102 101H103V100H102ZM120 101H121V99H120ZM122 101H121V102L118 101L119 103L115 101V104H116V105H115V108L117 107V109H118L119 112H120L121 110H124L125 107H127V106H125L126 103L124 104V102H127V101H124V102H122ZM172 101H173V100H172ZM179 101H180V100H179ZM183 101H184V100H183ZM238 101H239V100H238ZM18 102H19V101H17V103H18ZM29 102H30V101H29ZM29 102H28V103H29ZM34 102H35V101H34ZM36 102H37V101H36ZM36 102H35V103H36ZM47 102H49V100H48ZM50 102H51V101H50ZM82 102H83V101H82ZM96 102H97V101H96ZM106 102H107V101H106ZM128 102H129V101H128ZM144 102H145V101H144ZM146 102H147V101H146ZM201 102H202V100H201ZM218 102H219V101H218ZM247 102H248V101H247ZM262 102H263V101H262ZM58 103H59V102H58ZM103 103H105V102H103ZM110 103H111V102H110ZM112 103H113V102H112ZM140 103H141V102H140ZM142 103H143V102H142ZM142 103H141V104H142ZM172 103H173V102H172ZM180 103H181V102H180ZM235 103H236V102H235ZM242 103H243V102H242ZM23 104H25V102H24ZM26 104H27V102H26ZM40 104H41V103H40ZM68 104H69V103H68ZM78 104H79V102H78ZM78 104H76V105H78ZM87 104H88V103H87ZM87 104H86V105H87ZM143 104H144V103H143ZM238 104H239V103H238ZM28 105H29V104H28ZM50 105H52V104H50ZM70 105H71V104H70ZM81 105H82V104H81ZM84 105H85V104H84ZM88 105H91V104H88ZM99 105H101V104H99ZM112 105H113V104H112ZM126 105H127V104H126ZM129 105H130V103H129ZM133 105H134V104H133ZM174 105H175V104H174ZM189 105L191 106V104H189ZM240 105H241V104H240ZM244 105H245V104H244ZM246 105H247V104H246ZM258 105H259V104H257V106H258ZM16 106H17V104H16ZM23 106H24V105H23ZM23 106H22V107L20 106V107L23 108ZM37 106H38V105H37ZM37 106H36V107H37ZM63 106H65V105H63ZM67 106H68V105H67ZM94 106H95V105H94ZM101 106H102V105H101ZM139 106H141V105H139ZM145 106H146V105H145ZM172 106H173V104H172ZM255 106H256V105H255ZM257 106H256V107H257ZM20 107L17 108L18 111H19ZM25 107H26V106H24V108H25ZM34 107H35V106H34ZM38 107H40V106H38ZM38 107H37V110H35V108L33 109L34 111L32 110V111L34 112V114H35V112L37 113V111L41 108V107H40V108H38ZM70 107H71V106H70ZM76 107H78V106H76ZM105 107H106V106H105ZM191 107H192V106H191ZM256 107H255V108H256ZM32 108H33V107H32ZM43 108H44V107H43ZM60 108H61V107H60ZM94 108H95V107H94ZM112 108H113V107H112ZM115 108H114V109H115ZM129 108H130V107H129ZM129 108H128V109H129ZM135 108H137V106H135ZM138 108H139V107H138ZM143 108H144V107H143ZM243 108H244V107H243ZM53 109H54V108H53ZM64 109H65V107H64ZM128 109H127V110H128ZM139 109H140V108H139ZM139 109H138V110H139ZM261 109H262V108H261ZM27 110L30 111L31 109L28 108ZM115 110H116V109H115ZM129 110H130V109H129ZM138 110H137V111H138ZM141 110H143V109H141ZM144 110H145V108H144ZM24 111H26V108H25ZM39 111H40L41 114L44 113V111L42 112V110H39ZM110 111H111V110H110ZM118 111H116V112L119 113ZM19 112H21V110H20ZM22 112H23V111H22ZM26 112H27V111H26ZM30 112H31V111H30ZM52 112H53V111H52ZM70 112H72V111H70ZM121 112H122V111H121ZM125 112H126V110H125ZM127 112H128V111H127ZM132 112H133V111H132ZM134 112H136V111H134ZM40 113H39V114H40ZM45 113H47V112L45 111ZM45 113H44V115H45ZM60 113H61V112H60ZM66 113H68V112L66 111ZM114 113H115V112H114ZM136 113H137V112H136ZM212 113H213V112H212ZM23 114H25V113L23 112ZM23 114H22V115H23ZM28 114L30 115V113H28ZM28 114H26V115L28 116ZM34 114H32L33 117L35 116ZM37 114H38V113H37ZM48 114H49V113H48ZM56 114L58 115V113H56ZM64 114H65V113H64ZM110 114H111V112H110ZM115 114H116V113H115ZM134 114H135V113H134ZM142 114H143V113H142ZM145 114H147V113H145ZM145 114H144V117H145ZM149 114H148V115H149ZM209 114H210V113H209ZM22 115H21V116H22ZM26 115H25V116H26ZM50 115H51V114H50ZM52 115H53V114H52ZM60 115H61V114H60ZM95 115H96V114H94V116H95ZM111 115H112V114H111ZM117 115H118V114H117ZM124 115H125V114H124ZM124 115H123V116H124ZM129 115H131V114H129ZM136 115H137V114H136ZM136 115H135V117L138 116V115H137V116H136ZM150 115H149V116H150ZM210 115H211V114H210ZM5 116H6V115H5ZM5 116H3V117H5ZM8 116H9V115H8ZM8 116H6V117H8ZM36 116L38 117V115H36ZM42 116H43V115H41L40 117H41V120H42L41 122L43 123V119H44V118H42ZM45 116H46V115H45ZM45 116H44V117H45ZM54 116H55V115H54ZM69 116H70V115H69ZM82 116H83V115H82ZM96 116H97V115H96ZM98 116H99V118H100V114H99ZM103 116H104V114H103ZM114 116H115V115H114ZM119 116H120V115H119ZM131 116L133 117V115H131ZM171 116H172V115H171ZM208 116H209V115H208ZM0 117H2V116H0ZM3 117H2V118H3ZM19 117H20V116H19ZM22 117H23V116H22ZM22 117H21V118H22ZM40 117H39V118H40ZM78 117H79V116H78ZM120 117H121V116H120ZM139 117H140V119H141V116H139ZM139 117H138V118H139ZM211 117H212V115H211ZM213 117H214V116H213ZM245 117H246V115H245ZM15 118H16V117H14V119H13V117H12V121L14 120V121L17 122L19 118H16L17 120H15ZM21 118H20V120H21L22 123H24V122L28 123L30 120H32V119H29V118H31V115H30L29 118L26 117V121L24 120V122L22 121V119L25 118V117H23L22 119H21ZM34 118H36V117H34ZM34 118H33V119H34ZM39 118H38V120H39ZM50 118H52V117H50ZM55 118H59V117H55ZM81 118H82V117H81ZM107 118H108V117H107ZM115 118H117V117H115ZM118 118H119V117H118ZM122 118H123V117H122ZM129 118H130V117H129ZM138 118H136L135 122L137 121ZM154 118H153V119H154ZM170 118H172V117H170ZM196 118H197V117H196ZM206 118H207V117H206ZM220 118H222V117H220ZM6 119H7V118H6ZM45 119L48 120V117H47V118L45 117ZM45 119H44V121H45ZM52 119H53V118H52ZM59 119H60V118H59ZM59 119H58V120H59ZM63 119H65V118L63 117ZM83 119H84V118H83ZM104 119H105V118H104ZM109 119H110V117H109ZM120 119H121V118H120ZM127 119H128V117H127ZM133 119H135V118H133ZM142 119H143V118H142ZM198 119H199V118H198ZM209 119H210V117H209ZM216 119H217V115H216ZM244 119H245V118H244ZM261 119H263V118H261ZM0 120H1V118H0ZM36 120H37V119H36ZM47 120H46V121H47ZM49 120H51V119H49ZM72 120H73V119H72ZM76 120H77V119H76ZM112 120H113V119H112ZM114 120H115V119H114ZM117 120H119V119H117ZM143 120H144V119H143ZM151 120H152V119H151ZM167 120H166V121H167ZM189 120H191V119H189ZM27 121H28V122H27ZM64 121H65V120H64ZM66 121H67V120H66ZM70 121H71V120H70ZM83 121H84V120H83ZM130 121H131V120H130ZM155 121H156V120H155ZM155 121H154V122H155ZM166 121H165V122H166ZM183 121H185V120H183ZM207 121L210 122V120H207ZM211 121H213V120H211ZM216 121H217V120H216ZM218 121H221V120H218ZM230 121H231V120H230ZM253 121H254V120H253ZM16 122H15V123H16ZM18 122H19V121H18ZM21 122H19V124H20ZM30 122H31V121H30ZM30 122H29V124H30ZM37 122H38V121H37ZM56 122H57V121H56ZM58 122L61 123L62 121H58ZM68 122H69V121H68ZM73 122H74V121H73ZM106 122H107V121H106ZM128 122H129V121H128ZM131 122H132V121H131ZM138 122H139V119H138ZM169 122H170V120H169ZM187 122H188V121H187ZM190 122H191V121H190ZM193 122H194V120H193ZM193 122H192V123H193ZM197 122H198V121H197ZM222 122H223V121H222ZM224 122H226V120H225ZM233 122H234V121H233ZM4 123H5V121H4ZM4 123H3V124H4ZM6 123H7V122H6ZM26 123H24V124H26ZM35 123H36V122H35ZM39 123H40V122H39ZM42 123H41L40 125H42ZM47 123H48V121H47ZM47 123H44V124H47ZM49 123H50V122H49ZM85 123H86V122H85ZM120 123H121V122H120ZM125 123H126V122H125ZM125 123H124V125H125ZM133 123H134V122H133ZM155 123H156V122H155ZM155 123H153V125H154ZM157 123H158V121H157ZM157 123H156L155 125H157ZM160 123H162V122H160ZM210 123H211V122H210ZM235 123H236V122H235ZM44 124H43L42 126H44ZM50 124H51V123H50ZM55 124H56V123H55ZM55 124H54V125H55ZM57 124H58V123H57ZM57 124H56V125H57ZM62 124L64 125V123H62ZM65 124H66V123H65ZM68 124H69V123H68ZM131 124H132V123H130L129 125H131ZM140 124H141V123H140ZM190 124H191V123H190ZM193 124H194V123H193ZM200 124H201V123H200ZM200 124H199V125H200ZM215 124H216V122H215ZM218 124H219V123H218ZM218 124H217V125H218ZM222 124H224V123H222ZM226 124H227V123H226ZM9 125H10V124H9ZM17 125H18V124H17ZM35 125H36V124H35ZM37 125H38V124H37ZM54 125H53V126H54ZM71 125H72V124H71ZM75 125H78V124H75ZM79 125H80V124H79ZM82 125H83V124H82ZM94 125H95V124H94ZM100 125H101V124H100ZM146 125H147V124H146ZM150 125H152L151 122H150ZM167 125H168V124L166 123V126H167ZM171 125H172V124H171ZM199 125H197V126H195V127H198ZM201 125H202V124H201ZM203 125H205V124H203ZM210 125H211V124H210ZM219 125H220V124H219ZM7 126H8V125H7ZM18 126H19V125H18ZM21 126L23 127L24 125H21ZM26 126H27V124H26ZM26 126H25V128H26ZM30 126H31V124H30ZM86 126H87V125H86ZM86 126H84V127L86 128ZM92 126H93V125H92ZM125 126H126V125H125ZM142 126H145V125L142 124ZM147 126H148V125H147ZM160 126H162V125H160ZM212 126H214V125H212ZM212 126H210V127H212ZM0 127H1V126H0ZM9 127H10V126H9ZM15 127H16V126H15ZM27 127H28V126H27ZM34 127H35V126H34ZM65 127H66V126H65ZM69 127H70V126H69ZM75 127H77V126H75ZM89 127H91V126H89ZM102 127H103V126H102ZM139 127H140V126H139ZM145 127H146V126H145ZM173 127H174V126H173ZM177 127H178V126H177ZM203 127H204V126H203ZM207 127H208V126H207ZM217 127H218V126H217ZM238 127H239V126H238ZM70 128H71V127H70ZM73 128H74V126H73ZM80 128H81V127H80ZM104 128H105V127H104ZM125 128H126V127H125ZM130 128H131V127H130ZM150 128H151V127H150ZM153 128H155V126H153ZM158 128H159V127L157 126V128H155V129L158 130ZM165 128H166V127H165ZM219 128H220V127H219ZM1 129H2V127H1ZM12 129H13V128H12ZM18 129H19V127H18ZM23 129H24V128H23ZM23 129H22V130H23ZM27 129H29V128H27ZM31 129H32V128H31ZM67 129H68V128H67ZM82 129H83V128H82ZM144 129H145V128H144ZM147 129H148V127H147ZM151 129H152V128H151ZM162 129H163V128H162ZM162 129H161V130H162ZM175 129H176V128H175ZM178 129H179V127H178ZM183 129H184V128H183ZM205 129H206V127H205ZM210 129H211V128H210ZM215 129H216V128H215ZM38 130H39V129H38ZM56 130H57V129H56ZM80 130H81V129H78V131H77V130H74V131H77V132L80 133ZM142 130H143V129H142ZM164 130H165V129H164ZM164 130H163V131H164ZM180 130H182V129H180ZM180 130H179V131H180ZM207 130H208V129H207ZM14 131H15V130H14ZM19 131H21V128H20ZM41 131H42V130H41ZM43 131H44V130H43ZM43 131H42V132H43ZM45 131H46V129H45ZM67 131H68V130H67ZM70 131H71V129H70ZM70 131H69V132H70ZM89 131H91V130H89ZM108 131H109V130H108ZM136 131H137V130H136ZM140 131H141V130H140ZM154 131H156V130H154ZM158 131H159V130H158ZM209 131H210V130H209ZM0 132H1V131H0ZM25 132H26V131H25ZM35 132H36V131H35ZM52 132H53V131H52ZM61 132H62V131H61ZM77 132H75L73 135H75ZM81 132H82V130H81ZM84 132H85V131L83 130V133H84ZM151 132H153V130H152ZM156 132H157V131H156ZM161 132H162V131H161ZM241 132H242V131H241ZM23 133H24V131H23ZM86 133H87V132H86ZM91 133H92V132H91ZM126 133H127V132H126ZM134 133H135V132H134ZM143 133H144V132H143ZM157 133H158V132H157ZM171 133H172V132H171ZM202 133H204V134L207 135V136H211V135H212V132H211V133H209V132L207 133V132H204V131H203ZM21 134H22V133H20V135H21ZM35 134H37V132H36ZM40 134H41V133H40ZM43 134H44V132H43ZM53 134H54V133H53ZM56 134H57V133H56ZM56 134H55V135H56ZM128 134H129V133H128ZM140 134H141V132H140ZM147 134H151V133H148V132H147ZM153 134H154V133H153ZM166 134H167V133H166ZM213 134L215 135V133H213ZM20 135H19V136H20ZM28 135H29V134H28ZM38 135H39V134H38ZM44 135H45V134H44ZM51 135H52V134H51ZM63 135H64V134H63ZM70 135H72V134H70ZM70 135H69V138L72 137V136H70ZM81 135H82V134H81ZM88 135H89V133H88ZM99 135H100V134H99ZM108 135H109V134H108ZM135 135H136V134H135ZM137 135H138V133H137ZM158 135H159V134H158ZM246 135H247V137H248V134H246ZM17 136H18V134H17ZM45 136H46V135H45ZM45 136H44V137H45ZM47 136H48V135H47ZM58 136H60V135H58ZM94 136H95V134L92 135L93 138H94ZM97 136H98V134H97ZM97 136H95V137H97ZM139 136H141V135H139ZM143 136H144V135H143ZM148 136H149V135H148ZM155 136H157V135H155ZM181 136H183V135H181ZM212 136H213V135H212ZM237 136H238V135H237ZM257 136H258V135H257ZM257 136H256V137H257ZM20 137H21V136H20ZM29 137H30V136H29ZM38 137H39V136H38ZM40 137H41V136H40ZM50 137H51V136H50ZM73 137H75V136H73ZM78 137H79V136H78ZM78 137H77V138H78ZM238 137H239V136H238ZM22 138H23V137H22ZM26 138H27V137H26ZM51 138H52V137H51ZM56 138H57V137H56ZM60 138H63V137L61 136ZM75 138H76V137H75ZM90 138H91V137H90ZM90 138H89V139H90ZM98 138H99V137H98ZM145 138H146V137H145ZM145 138H144V140H145ZM147 138H148V137H147ZM147 138H146V139H147ZM149 138H150V137H149ZM151 138H153V137H151ZM160 138H161V137H160ZM203 138H204V136H203ZM211 138L213 139L214 137H211ZM235 138H236V137H235ZM244 138H245V137H244ZM244 138H243V139H244ZM248 138H250V136H249ZM254 138H255V137H254ZM30 139H31V138H30ZM30 139H29V141H30ZM35 139H36V138H35ZM48 139H49V137H48ZM52 139H53V138H52ZM54 139H55V138H54ZM54 139H53V141H54ZM78 139H79V138H78ZM87 139H88V138H87ZM102 139H103V138H102ZM128 139H129V138H128ZM206 139H207V137H206L204 140H206ZM238 139H239V138H238ZM238 139H236V140H238ZM243 139H242V140H243ZM19 140H20V139H19ZM23 140H24V139H23ZM23 140H22V141H23ZM76 140H77V139H76ZM76 140H75V141H76ZM91 140H92V138H91ZM93 140H94V139H93ZM99 140H100V139H99ZM132 140H133V139H132ZM150 140H151V139H150ZM153 140H154V139H153ZM242 140H241V141H242ZM244 140H245V139H244ZM25 141L27 142L28 140H25ZM37 141H38V140H37ZM41 141H43V138H42ZM44 141L46 142V140H44ZM50 141H51V139H50ZM50 141L48 140L47 142L50 143ZM55 141H56V140H55ZM57 141H58V140H57ZM63 141H65V140H63ZM70 141H71V140H70ZM75 141H73V142L75 143ZM80 141H82V140H80ZM85 141H87L86 138L84 139V142H85ZM88 141H89V140H88ZM94 141H95V140H94ZM94 141H93V142H94ZM97 141H98V140H97ZM146 141H147V140H146ZM148 141H149V140H148ZM174 141L176 142V140H174ZM200 141H201V140H200ZM241 141H240V142H241ZM19 142H21V141H19ZM26 142H25V144H26ZM60 142H61V140H60ZM99 142H100V141H98V143H99ZM101 142H103V141H101ZM101 142H100V143H101ZM134 142H136V141L134 140ZM167 142H169V140H168ZM179 142H180V141H179ZM237 142H239V141H237ZM243 142H244V141H243ZM245 142H246V141H245ZM22 143H23V142H22ZM22 143H20V145H21ZM57 143H58V142H57ZM91 143H92V142H91ZM103 143H104V142H103ZM149 143H150V142H149ZM149 143L147 142V144H149ZM151 143H153V141H152ZM183 143H184V142H183ZM233 143H234V142H233ZM261 143H262V142H261ZM36 144H37V143H36ZM51 144H54V143H51ZM114 144H115V143H114ZM138 144H139V143H138ZM159 144H160V143H159ZM159 144H157V145H159ZM163 144H165V143H163ZM175 144L178 145V143H175ZM180 144H181V143H180ZM3 145H4V144H3ZM26 145H28V144H26ZM26 145H23L24 149H25V146H26ZM37 145H38V144H37ZM149 145H150V144H149ZM153 145H154V144H153ZM170 145H171V144H170ZM181 145H182V144H181ZM243 145H244V143H243ZM248 145H249V144H248ZM248 145H247V146H248ZM250 145H251V144H250ZM252 145H253V144H252ZM29 146H30V144H29ZM35 146H36V145H35ZM38 146H39V145H38ZM46 146H47V143H46ZM46 146H45V144H44V147H46ZM52 146H53V145H52ZM80 146H81V145H80ZM89 146H91V145H89ZM108 146H109V145H108ZM110 146H111V145H110ZM147 146H148V145H147ZM147 146H146V147H147ZM164 146L166 147L167 145H164ZM172 146H173V143H172ZM178 146H179V145H178ZM178 146H177V147H178ZM187 146H188V145H187ZM253 146H254V145H253ZM255 146H256V145H255ZM4 147H5V149H7L6 144H5ZM26 147H27V146H26ZM31 147H32V146H31ZM61 147H62V146H61ZM148 147H149V146H148ZM177 147H176V149H177ZM185 147H186V146H185ZM90 148H91V147H90ZM94 148H96V146H95ZM32 149L35 150V147L33 146ZM46 149H47V147H46ZM49 149H50V147H49ZM51 149H52V147H51ZM71 149H72V147H71ZM82 149H83V146H82ZM99 149H100V147H99ZM106 149H107V147H106ZM159 149H160V147H159ZM174 149H175V147H174ZM246 149H247V147H246ZM251 149H252V147H251ZM30 150H31V149H29V151H30ZM42 150H43V147H42ZM62 150H63V149H62ZM62 150H61V151H62ZM73 150H74V149H73ZM76 150H78V149H76ZM121 150H122V149H121ZM125 150H126V149H125ZM149 150H151V149H149ZM164 150H165V149H164ZM178 150H179V149H178ZM178 150H177V151H178ZM184 150H186V149H184ZM184 150L181 149V151H184ZM188 150H190V149H188ZM191 150H192V149H191ZM243 150H244V149H243ZM248 150H249V149H248ZM13 151H14V150H13ZM39 151H40V150H39ZM43 151L45 152V150H43ZM48 151H49V150H48ZM51 151H52V150H51ZM68 151H69V150H68ZM134 151H135V150H134ZM172 151H173V150H172ZM196 151H197V150H196ZM229 151H230V150H229ZM261 151H262V150H261ZM41 152H42V151H41ZM58 152H59V151H58ZM58 152H57V153H58ZM72 152H73V151H72ZM111 152H112V151H111ZM152 152H153V151H152ZM168 152H169V150H168ZM178 152H180V151H178ZM185 152H186V151H185ZM199 152H200V151H199ZM204 152H205V151H204ZM206 152H207V151H206ZM225 152H226V151H225ZM253 152H254V151H253ZM256 152H257V151H256ZM258 152H259V151H258ZM3 153H4V152H3ZM8 153H9V152H8ZM61 153H62V152H61ZM61 153H60V154H61ZM63 153H64V152H63ZM67 153H69V152H67ZM67 153H66V154H67ZM118 153H119V151H118ZM132 153H133V152H132ZM170 153H171V152H170ZM172 153H173V152H172ZM187 153H189V152H187ZM213 153H214V152H213ZM15 154H16V153H15ZM52 154L54 155V153H52ZM58 154H59V153H58ZM58 154H57V155H58ZM72 154H73V153H72ZM75 154H78V151H77V153H75ZM110 154H111V153H110ZM161 154H163V153H161ZM197 154H198V153H197ZM202 154H203V153H202ZM217 154H218V153H217ZM221 154H222V153H221ZM227 154H228V153H227ZM229 154H230V153H229ZM232 154H234V153H232ZM247 154H248V153H247ZM263 154H264V153H263ZM3 155H4V154H3ZM62 155H63V154H62ZM62 155H61V156H62ZM124 155H126V154H124ZM129 155H130V154H129ZM151 155H152V154H151ZM169 155H170V154H169ZM206 155H207V153H206ZM209 155H210V156H213V155H211V154H209ZM249 155H251V154H249ZM7 156H9V155H7ZM55 156H56V155H55ZM68 156H69V155H68ZM76 156H78V155H76ZM81 156H82V155H81ZM224 156H225V155H224ZM4 157H5V156H4ZM56 157L58 158V157H60V156H56ZM62 157H64V155H63ZM66 157H67V156H66ZM66 157H65V158H66ZM113 157H114V156H113ZM118 157H119V156H118ZM156 157H157V156H156ZM225 157H226V156H225ZM230 157H231V156H230ZM65 158H64V159H65ZM244 158H245V157H244ZM5 159H6V158H5ZM13 159H14V158H13ZM62 159H63V158H62ZM66 159H68V157H67ZM79 159H80V158H79ZM82 159H83V158H82ZM82 159H81V160H82ZM155 159H156V158H155ZM172 159H173V158H172ZM226 159H227V158H226ZM81 160H80V161H81ZM107 160H108V159H107ZM111 160H112V159H111ZM150 160H151V159H150ZM212 160H213V159H212ZM244 160H245V159H244ZM83 161H84V160H83ZM156 161H157V160H156ZM213 161H214V160H213ZM225 161H226V160H225ZM4 162H5V161H4ZM39 162H40V161H39ZM69 162H70V161H69ZM71 162H73V161H71ZM71 162H70V163H71ZM90 162H91V161H90ZM149 162H150V161H149ZM222 162H224V161H222ZM63 163H64V161H63ZM63 163H62V164H63ZM74 163H75V162H74ZM77 163H78V161H77ZM79 163H80V162H79ZM82 163H85V162H82ZM86 163L88 164V162H86ZM109 163H110V162H109ZM151 163H152V162H151ZM151 163H150V164H151ZM194 163H195V162H194ZM210 163H211V162H210ZM210 163H209V164H210ZM262 163H263V162H262ZM3 164H4V163H3ZM66 164H67V163H66ZM72 164H73V163H72ZM90 164H91V163H90ZM212 164H213V163H212ZM220 164H221V163H220ZM220 164H219V165H220ZM260 164H261V163H260ZM81 165H82V164H81ZM81 165H78V166L80 167ZM88 165H89V164H88ZM153 165H154V164H153ZM228 165H229V164H228ZM64 166H65V165H64ZM70 166H71V165H70ZM74 166H75V165H74ZM76 166H77V165H76ZM83 166H84V165H83ZM92 166H94V165H92ZM92 166H91V167H92ZM106 166H108V165H106ZM125 166H126V165H125ZM220 166H221V165H220ZM240 166H241V165H240ZM245 166H246V165H245ZM84 167H87V166L85 165ZM100 167H101V165H100ZM212 167H213V166H212ZM221 167H222V166H221ZM247 167H248V166H247ZM259 167H260V166H259ZM96 168H97V167H96ZM109 168H110V167H109ZM122 168H123V167H122ZM74 169H75V168H74ZM79 169H80V168H79ZM98 169H99V168H98ZM119 169H120V168H119ZM121 170H122V169H121ZM124 170H125V169H124ZM143 170H144V169H143ZM150 171H151V170H150ZM152 171H153V170H152ZM18 172H19V171H18ZM82 172H83V171H82ZM253 173H254V172H253ZM19 174H20V173H19ZM125 174H126V173H125ZM128 174H129V173H128ZM155 174H157V173H155ZM254 174H255V173H254ZM100 175H101V174H100ZM102 175H104V174H102ZM129 175H130V174H129ZM252 175H253V174H252ZM104 176H105V175H104ZM112 176H113V175H112ZM237 176H238V175H237ZM246 176H247V175H246ZM126 177H127V176H126ZM255 177H256V176H255ZM257 177H258V176H257ZM110 178H111V177H110ZM110 178H109V179H110ZM131 178H132V177H131ZM142 178H143V177H142ZM238 178H239V177H238ZM240 178H241V177H240ZM61 179H62V178H61ZM116 179H117V178H116ZM139 179H140V178H139ZM171 179H172V178H171ZM52 180H53V179H52ZM66 180H67V179H66ZM106 180H107V179H106ZM131 180H132V179H131ZM148 180H149V179H148ZM256 180H257V179H256ZM260 180H261V179H260ZM115 181H116V180H115ZM167 181H168V179H167ZM169 181H170V180H169ZM240 181H242V180H240ZM232 182H233V181H232ZM244 182H245V181H244ZM56 183H58V182H56ZM136 183H137V182H136ZM138 183H139V182H138ZM150 183H151V182H150ZM246 183H247V182H246ZM60 184H61V183H60ZM60 184H59V185H60ZM166 184H167V183H166ZM136 185H137V184H136ZM141 185H142V183H141ZM167 185H168V184H167ZM169 185H170V183H169ZM176 185H177V182H176ZM170 186H171V185H170ZM141 187H143V185H142ZM144 187H145V186H144ZM167 187H168V186H167ZM139 188H140V184H139ZM158 188H159V187H158ZM134 189H135V188H134ZM136 189H138V188H136ZM141 189H142V188H141ZM143 189H144V188H143ZM148 189H150V188H148ZM161 189H162V188H161ZM60 190H61V189H60ZM162 190H163V189H162ZM150 191H151V190H150ZM156 191H157V190H156ZM189 191H190V190H189ZM151 192H153V191H151ZM154 192H155V191H154ZM58 193H59V192H58ZM123 193H124V192H123ZM130 193H131V192H130ZM160 193H161V192H160ZM162 193H164V192H162ZM191 193H192V192H191ZM1 194H2V193H1ZM97 194H98V193H97ZM132 194H133V193H132ZM136 194H138V193H136ZM158 194H159V193H158ZM158 194H157V195H158ZM134 195H135V194H134ZM154 195H155V194H154ZM188 195H189V194H188ZM122 196H123V195H122ZM146 196H147V194H146ZM159 196H160V195H159ZM141 197H142V196H141ZM149 197H150V196H149ZM153 197H154V196H153ZM184 197H185V196H184ZM189 197H190V196H189ZM121 198H122V197H121ZM139 198H140V197H139ZM158 198H159V197H158ZM192 198H193V196H192ZM5 199H6V198H5ZM5 199H4V200H5ZM8 199H9V198H8ZM11 199H12V198H11ZM144 199H145V198H144ZM233 199H234V198H233ZM241 199H243V198H241ZM1 200H2V199H1ZM139 200H140V199H139ZM161 200H163V199H161ZM183 200H184V199H183ZM245 200H247V199L245 198ZM245 200H244V202H245ZM248 200H249V199H248ZM248 200H247V201H248ZM189 201H190V200H189ZM242 201H243V200H242ZM242 201H241V202H242ZM256 201H257V200H256ZM2 202H3V201H2ZM2 202H1V203H2ZM5 202H6V201H5ZM8 202H10V201H8ZM11 202H14V201H11ZM19 202L21 203V201H19ZM237 202H238V200H237ZM239 202H240V201H239ZM249 202H250V201H249ZM133 203H135V201H134ZM246 203H247V202H246ZM136 204H137V203H136ZM251 204H252V202H251ZM2 205H3V204H2ZM4 205H5V204H4ZM17 205H18V202H16V206H17ZM7 206H8V204H7ZM14 206H15V203H14ZM16 206H15V208H16ZM20 206H21V205H20ZM135 206H136V205H135ZM10 207H11V204H10ZM18 207H19V206H18ZM22 207H23V206H22ZM30 207H31V206H30ZM32 207H34V206H32ZM130 207H132V206H130ZM24 208H25V206H24ZM22 209H23V208H22ZM26 209H27V208H26ZM32 209H34V208H32ZM194 210H195V209H194ZM197 210H198V209H197ZM202 210H203V209H202ZM202 210H201V211H202ZM207 210H208V209H207ZM27 211H28V210H27ZM35 211H38V210H35ZM41 211H42V210H39L38 212H41ZM43 211H44V210H43ZM3 212H4V211H3ZM31 212H32V211H31ZM45 212H47V211L45 210ZM204 212H205V211H204ZM263 212H264V211H263ZM8 213H9V212H8ZM32 213H33V212H32ZM43 213H44V212H43ZM43 213H42V214H43ZM181 213H182V212H181ZM198 213H199V212H198ZM200 213H201V212H200ZM208 213H209V210H208ZM251 213H252V212H251ZM1 214H2V213H1ZM35 214H37V213H35ZM213 214H214V213H213ZM216 214H217V212H216ZM262 214H263V213H262ZM2 215H3V214H2ZM37 215H38V214H37ZM45 215H48V214H45ZM200 215H201V214H200ZM204 215H205V214H204ZM218 215H219V214H218ZM256 215H257V214H256ZM0 216H1V215H0ZM10 216H11V215H10ZM210 216H211V215H210ZM258 216H259V215H258ZM27 217H28V216H27ZM42 217H43V216H42ZM47 217H48V216H47ZM261 217H262V216H261ZM263 217H264V216H263ZM12 218H13V217H12ZM43 218H44V217H43ZM258 218H259V217H258ZM18 219H19V218H18ZM256 219H257V218H256ZM259 219H260V218H259ZM262 219H264V218H262ZM43 220H44V219H43ZM10 221L12 222L11 219H10ZM257 222H258V221H257ZM15 223H16V222H15ZM15 223H14V224H15ZM255 223H256V222H255ZM9 224H10V225H7V224H6V221L4 222L3 220H1V217H0V236H1L2 234H5V232L7 233L8 231H10L9 229H11V230H12L11 232H12V234L14 235L13 237H15V236H18V237H19V236H20V237H24V238L27 237L28 239H29V237H32L31 239L34 240V239H33V236L36 235V232L33 231L34 228H30V229H33V230H28V229H27V230H25V229H24V230H21V229L19 230L18 227H16V226L12 227V226H11V223H9ZM262 224H263V223H262ZM15 225H16V224H15ZM18 225H19V224H18ZM21 225H22V224H21ZM23 225H24V224H23ZM158 225H159V224H158ZM258 225H259V224H258ZM260 225H261V224H260ZM26 226H27V225H26ZM33 226H34V225H33ZM159 226H160V225H159ZM30 227H32V226H30ZM129 227H131V226L129 225ZM155 227H156V228H153L152 231L150 232L151 235H153V236L156 235V233H163L164 230H166L165 227H167V226L165 225V227H164L165 229H163V228H162V229L157 228V226H155ZM258 227H260V226H258ZM261 227H262V226H261ZM23 228H24V227H23ZM27 228H28V227H27ZM109 228H110V227H109ZM127 228H128V227H127ZM169 228H170V227H169ZM262 228H263V227H262ZM110 229H111V228H110ZM250 229H251V228H250ZM116 230H117V229H116ZM114 231H115V230H114ZM11 232H9V233H11ZM146 232H147V231H146ZM34 233H35V235H34ZM44 233H45V232H44ZM147 233H148V232H147ZM167 234H169V233H167ZM5 235H6V234H5ZM38 235H39V234H38ZM147 235H148V234H147ZM157 235H158V234H157ZM162 235H164V234H162ZM165 235H166V234H165ZM39 236H40V235H39ZM39 236H38V238H39ZM153 236H152V237H153ZM252 236H253V235H252ZM8 237H9V236H8ZM8 237H7V238H8ZM55 237H56V236H55ZM148 237H149V236H148ZM171 237H172V236H171ZM36 238H37V237H36ZM36 238H35V239H36ZM136 238H137V237H136ZM145 238H146V237H145ZM153 238H155V236H154ZM33 243H34V242H33ZM83 244H84V243H83ZM84 245H85V244H84ZM86 245H87V244H86ZM114 245H115V244H114ZM140 246H141L140 243H135V244H134V249L137 248V247H140ZM108 247H109V246H108ZM110 247H111L112 249L115 248V247H113V246H111V245H110ZM62 248H63V247H62ZM62 248H61V249H62ZM131 248H132V247H131ZM63 249H64V248H63ZM79 249H80V248H79ZM155 249H156V248H155ZM179 249H180V248H179ZM153 250H154V249H153ZM82 251H84V250H82ZM82 251H81V252H82ZM86 251H87V250H86ZM115 251H116V250H115ZM176 251H177V249H176ZM196 251H197V250H196ZM205 251H206V250H205ZM72 252H73V251H72ZM79 252H80V251H79ZM109 252H110V251H109ZM119 252H120V251H119ZM190 252H191V251H190ZM208 252H209V251H208ZM88 253H89V252H88ZM110 253H111V252H110ZM112 253H113V252H112ZM114 253H115V252H114ZM128 253H130V252H128ZM179 253H180V252H179ZM179 253H178V254H179ZM196 253H197V252H196ZM198 253H199V252H198ZM202 253H203V251H202ZM206 253H207V252H206ZM213 253H214V252H213ZM213 253H212V255H213ZM72 254H75V253H72ZM72 254H71V255H72ZM81 254H82V253H81ZM85 254H87V253H85ZM99 254H100V253H99ZM131 254H132V253H131ZM180 254H181V253H180ZM200 254H201V253H199V255H200ZM216 254H217V253H216ZM83 255H84V253H83ZM90 255H91V254H90ZM133 255H134V254H133ZM166 255H167V254H166ZM206 255H207V254H206ZM62 256H63V255H62ZM76 256H78V255H76ZM102 256H103V255H102ZM115 256H116V255H115ZM126 256H127V255H126ZM146 256H147V255H146ZM167 256H169V255H167ZM175 256H176V255H175ZM178 256H179V255H178ZM182 256H183V255H182ZM182 256H181V257H182ZM201 256H202V255H201ZM203 256H204V255H203ZM241 256H242V254H241ZM57 257H58V256H57ZM79 257H80V255H79ZM79 257H78V258H79ZM81 257H82V256H81ZM84 257H85V256H84ZM86 257H88V256H86ZM86 257H85V258H86ZM90 257H91V256H90ZM98 257H99V255H98ZM109 257H110V256H109ZM109 257H108V258H109ZM153 257H154V256H153ZM176 257H177V256H176ZM195 257H196V256H195ZM230 257H231V255H230ZM233 257H234V256H233ZM235 257H236V256H235ZM235 257H234V258H235ZM99 258H100V257H99ZM128 258H130V257H128ZM131 258H132V257H131ZM133 258H134V256H133ZM138 258H139V257H138ZM140 258H141V257H140ZM142 258H143V257H142ZM147 258H148V256H147ZM171 258H172V257H171ZM173 258H174V257H173ZM183 258H185V257H183ZM191 258H192V257H191ZM196 258H197V257H196ZM200 258H201V257H200ZM204 258H205V256H204ZM204 258H202V260H205ZM27 259H28V258H27ZM70 259H71V258H70ZM76 259H77V257H76ZM91 259H93V258L91 257ZM96 259H97V258H95V260H96ZM151 259H153V258H151ZM151 259H150V257H149V260H151ZM161 259H163V258H161ZM164 259H165V258H164ZM166 259H167V258H166ZM181 259H182V258H181ZM188 259H189V258H188ZM213 259H214V257H213ZM213 259H211V260H207V262H208L209 264H247V263L241 262V261L238 260V259L226 260L225 262L222 261V260H221V261H222V262H221L220 260H213ZM20 260H21V259H20ZM80 260H81V259H80ZM119 260H122V259H119ZM125 260L127 261V258H125ZM125 260H124V261H125ZM136 260H137V259H136ZM142 260H144V259H142ZM149 260H148V261H149ZM154 260H155V259H154ZM154 260H153V263H155V261H156V260H155V261H154ZM167 260H168V259H167ZM172 260H173V259H172ZM186 260H187V259H186ZM241 260H242V259H241ZM81 261H82V260H81ZM87 261H89V260H87ZM168 261H169V260H168ZM173 261H174V260H173ZM181 261H182V260H181ZM181 261H180V262H181ZM95 262H96V261H95ZM145 262H147V259H145ZM150 262H152V260H151ZM161 262H162V260H161ZM177 262H179V261L177 260ZM190 262H191V261H190ZM42 263H43V262H42ZM84 263H85V262H84ZM88 263H90V261H89ZM109 263H110V262H109ZM129 263H131V262H128V261H127V264H129ZM132 263H134V262H132ZM136 263H138V262H136ZM162 263H163V262H162ZM167 263H168V262H167ZM183 263H184V260H183ZM197 263H198V261H197ZM103 264H104V263H103ZM123 264H124V263H123ZM150 264H151V263H150ZM160 264H161V263H160ZM163 264H164V263H163ZM171 264H172V263H171ZM186 264H188V263H186ZM192 264H193V263H192ZM195 264H196V262H195ZM206 264H207V263H206Z\"/></svg>",
  "mask_w": 264,
  "mask_h": 264
}]
</instances>
